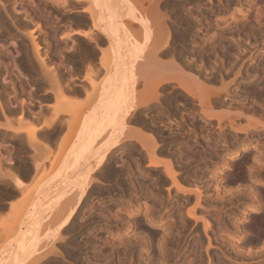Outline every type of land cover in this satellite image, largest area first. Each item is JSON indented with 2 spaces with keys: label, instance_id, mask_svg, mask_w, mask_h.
I'll return each mask as SVG.
<instances>
[{
  "label": "rangeland",
  "instance_id": "1",
  "mask_svg": "<svg viewBox=\"0 0 264 264\" xmlns=\"http://www.w3.org/2000/svg\"><path fill=\"white\" fill-rule=\"evenodd\" d=\"M93 1H95V0H93ZM166 1L168 3H171V2H173V3L174 2H177V3L181 2L182 3V1H183V3H184L186 0H182V1L181 0H177V1L176 0L172 1L171 0L170 2L168 0H160V2H156L154 0H149V4L150 5L146 6V7L143 6L142 4L140 6H138V7H136L135 4L132 1H130V3H132L133 14H135V15H133L134 16L133 17V21L137 22L139 24V30L140 31H139L138 34L141 37L140 39L149 40L150 41V40H152L151 37L154 36L153 40H157V39L160 38L159 36H161L163 33H164L163 35L166 34L165 32H163L164 29L161 31L162 34L161 33L157 34V32L152 33V32H154V30L152 31L153 25H152V23H151V21L149 19V18L155 16L157 18V20L159 21V20H161V18L163 19L165 17L164 18L165 20L164 19L163 20L166 22V24L169 21H170V23H168L167 26H166V24H164L165 26H163V27H168L169 24H172L171 23L172 21H171L170 17H172L173 12L172 13L170 12L171 14L169 13V15H171V16H169L168 12L165 11V10L170 11L171 10L170 6H172L173 3H171L172 5L169 4L170 5L169 6ZM195 1H197V2L195 3ZM248 1L249 0H192V1L189 0V2H191V3H189L187 5L182 3L183 6L185 5L186 7H189L190 5H192V6L189 7V8L192 7L191 9H189L190 11L184 6L188 12H185L186 10H184L183 13H185V14L187 13L186 16L188 18H190V20L192 19L194 26H196V27H194L195 29H193V31H191L192 32L191 34L193 35V38H194L193 43L195 42V39H196L195 37H197V39L198 38H200V39L202 38V40H204L203 38H205L204 37L205 34H206V36H210L213 33V35H214L213 37L214 38H212V35H211L210 38L214 39V42H213L214 45L211 43V46H214V48L213 47H211V48H213L214 51H215V48H216L220 53L223 52V54L221 53V56L222 55L223 56H222V58L220 56V60H219L218 56L220 55V53L217 50L214 53H213V50H211L213 55L216 56V57L211 55V53H210L211 51L209 49L210 48L209 47L210 42H208L205 45H201L202 44L201 43L202 40L198 39L199 40L198 41L196 39V42H199V43H197V44L194 43L192 45V42H190L191 39H189L188 36H187V39L189 41L187 40V43L185 45H188V47L195 45L194 46V48L196 47L195 48V52L198 51V52H201V54L203 53V56H204L203 57V59H204L203 61L204 62L203 61H198L200 59H196L197 62H196V60L194 61L196 63L193 62L194 64H197V65H198V62L199 63L201 62L203 64L205 63L204 64L205 66L203 64L201 65V63L199 64L201 66L202 70L203 69L205 70V72H204V70L202 71L203 73L201 72L202 77L203 76L206 77V75L207 76L212 75L213 72L211 73V71L216 72V71L219 70V72H221L222 70H220V69H223L225 67H226L225 71L231 70V71H234V72L236 71L237 72V70L239 69L241 73H240V75L238 74L239 76L236 77V82H237V84H239V83L240 84H239V88L236 89V90H237V94L242 95V96L244 94V96L246 97L247 101H248L249 98L251 100H253L254 98L257 99L256 98L257 94H255L256 96L253 94L257 90L256 91H252V90H255L257 88H260V87L264 86V84H263L264 83V18H263L264 17V15H263L264 14V0H254L259 5H261L260 7H263L262 8L263 10L261 11L263 13H262V15L259 18V22H252V21L250 22L249 15L252 14L253 8L248 7V5H247ZM88 2L90 4L89 6H91L94 3V2H92V0H88ZM187 2H188V0L185 3H187ZM193 3H195V4H193ZM164 4H166L167 6L165 5V7H164ZM262 4H263V6H262ZM133 5H134V7H133ZM89 6H87V7H89ZM75 7L78 8L77 2L75 0H0V11H1L0 12V14H1V16H0L1 17L0 18V24L2 22V25H0L1 26L0 30H2V31H0V33L3 34L6 31V28L4 26L9 28V29H7V32L4 33L6 35L5 37L3 35L2 36L0 35L1 36L0 37V42H1L0 43L1 44L0 45V51H1L0 52V99H1L0 101L1 102L0 103L1 104H4V103H2V101L5 102L4 105L8 104L7 102H9V104H8L9 106H10V104H13V103L17 104L18 103L17 100H14V98L17 99L16 98L17 95H18V99L22 96V101L23 102H21V103L25 104L27 95L28 96L29 95L36 96L38 91H40L41 89L45 88L46 83H49L50 81H52V78H51L50 81L48 80L50 77L46 78V76L48 75L46 72L48 70L44 71L45 70V69L43 70L44 67L41 68L42 65L39 62L40 61L39 58H38L39 56H37V54L35 53L34 47H33L32 38H31V36H29V32L30 31L32 32V34L34 36L35 41L40 45V49H39L40 53H39V55L42 58L44 57V59H45L44 62L47 60L46 61L47 63L45 62V65L47 64L48 67L50 66L51 68L57 70V71H55V73H57L56 79H59L57 81H58V84H60V82H59L60 81V75H59L60 74V38L57 37V35H60V31H59L60 30V26H59V24H60V8L65 13V15L71 16L72 10L76 9ZM152 7H153V9H152ZM86 8H84V9H86ZM245 8H247V9H245ZM10 10L12 11V13H11ZM14 10L17 11V13ZM18 10H20L21 12H18ZM191 10H193V11L191 12ZM9 11H10V13H9ZM4 12H6V13H4ZM189 12H191V13H189ZM154 13H157V14H154ZM198 13H199V15H198ZM2 14L3 15L5 14V15L3 16ZM164 14H166L168 16H165ZM188 14H189V16H188ZM6 15H7V17H6ZM26 15L27 16L29 15V16L26 17ZM32 15H34V16H32ZM162 15H164V17ZM10 16L13 18V19H11V20H14L13 22L10 20V18H11ZM192 16H193V18H192ZM24 17H26V18H29V17L34 18V21L30 20L31 18H29L30 21L29 20L27 21V20H25ZM134 18H136L135 19L136 21L134 20ZM142 18L146 22V23L144 22L145 25L143 27H142V25H143V23H142L143 19ZM168 18H170V19H168ZM197 18L199 20H197ZM5 20H7V21L5 22ZM9 21H11V23ZM20 21L24 22L25 26H24V24H20V23H22ZM14 22L16 24H14ZM148 22L151 25H149ZM3 23H6V25H3ZM8 23L11 24L9 27L7 26ZM195 24H197L198 26L195 25ZM26 25H28V26H26ZM161 25H163V23ZM2 26L4 27V29H2ZM10 27H12V29ZM151 27H152V29H151ZM145 28H146V30H145ZM196 29H197V31H196ZM171 30L173 32V29H171ZM143 32H144V35H143ZM145 32H147V33L145 34ZM194 32H197V33H195V35H194ZM163 35H162V37L164 38ZM170 35H172V39H174L173 38V34L171 33V31H170ZM148 37H149V39H148ZM191 38H192V36H191ZM193 38H192V40H193ZM210 38H209V41L211 40ZM164 39H162V40H164ZM231 39H234V41L236 43L233 42V40H232V42H230ZM159 40L161 41V39H159ZM169 40H170V37H169ZM171 41H173V40H171ZM150 42L153 43V41H150ZM12 43H17V44H16V46H13L15 44H12ZM157 43L159 44L160 42L158 41ZM216 43H217L218 48H219V46H221L220 44H222V46L218 49L217 46H216ZM229 43H231V44L233 43V46L231 47L233 50L229 49L231 45L227 46V44H229ZM189 44H191V45L189 46ZM234 44H236L235 47H234ZM185 45H184V47H186ZM199 45H200L201 48L204 46L203 48L207 47V49H203L202 48L204 50L203 51L202 49H200ZM224 45H225V47H228V48L224 47L225 50L222 48ZM1 48H3V49H1ZM198 48H199V50H197ZM221 48L224 51L223 50L221 51ZM208 49H209L210 52L206 54V51H208ZM53 50L55 51V54L51 55L50 53ZM226 50L227 51L230 50L229 52H232V53L228 52L227 53L228 56H227V55L224 54V52ZM25 52H27V53H25ZM204 52H205L206 56H205ZM217 52H218V56H217ZM201 54H199V55H201ZM207 55L209 57L208 59H210L209 61H210L211 64H208L209 61H206L207 59L205 60V58H207ZM224 55H225V57H224ZM210 56L212 57V59H211ZM226 56H227V58H226ZM231 56H234L233 58H231V60L235 59V60H233L235 62L229 61ZM17 57H18V59H17ZM213 58H215L216 61L214 63H216V64L211 62V60L214 61ZM225 59H226V61H225ZM1 60H3V61H1ZM26 60H28V61H26ZM221 60H223L222 63L220 62ZM212 63L214 64V68L211 66V65H213ZM231 64L233 66V70H232V66H230ZM6 65L9 66V67H7ZM209 65L212 67V70L210 72L208 70H210L211 68L208 69V67H207ZM14 66L16 68H14ZM220 66H221V68H220ZM228 66H230L231 69H229V68L227 69ZM56 67H57V69H56ZM206 69H207V72L209 74L205 75ZM251 69L252 70L253 69H255V70L257 69L256 70V71H258L257 75L253 74V73H256V72L252 71L253 72L252 73L250 71ZM58 70H59V72H58ZM10 71H12V72H10ZM231 71L229 72L230 73L229 75L231 77L230 76H226L225 77L227 80H230V78H232L234 76V74H235L234 72H233V74H231L232 73ZM7 72H10L11 74L10 73L7 74ZM248 73H249V75H248ZM7 75L8 76L10 75L8 80H7V77H8ZM53 75L55 76V74H53ZM250 76H251V78H250ZM10 77H11L12 81L14 80L13 82H15V83H12ZM24 77H25V79H24ZM9 81H11V82H9ZM45 81H46V83H45ZM262 81H263V83H261ZM27 82H28V85H27ZM250 83H251V85L255 84L254 87L251 86V85H248L249 87L251 86L252 89H250L248 86H246L247 84H250ZM17 84L20 85V88H19V85H17ZM49 84H50V88L53 90V93H55L57 91V83L53 80L52 83H49ZM219 84L220 83L218 82V85ZM170 85L172 86V84H170ZM218 85H216V86H218ZM258 85H259V87H258ZM11 86H12V88H13V86H14V88L17 87V89L15 88V93H13L14 92L13 91L14 88L12 90ZM171 86L166 85V87L164 86L165 88L162 87L160 89V90H162V89H164V90H162V91L159 90L160 101H161L162 104L160 103L161 106L159 108L158 107L157 108L158 109L161 108L162 111L164 109L166 111V113H168V111H169V116L172 115V117L170 116V117H167V118H171V119L175 115H177L176 114L177 110L181 111V113H179L177 116H175L176 118L174 117L171 122L169 121L170 119H168L169 122L167 121L168 123H171L170 126H172L174 124L173 126L175 127V129H174L173 126H172L173 129L170 126L167 127L169 125L168 123L163 124V123H165L164 121L166 119L163 120L161 118L162 117L166 118V116L164 115L166 113H165V111L164 112L161 111L160 113L159 112L158 113L155 112L157 114L156 116H159V117L162 116V117H160L161 120L159 118H156V121L158 119V122H155V123H157L158 128H157L156 124L154 123V126L156 127L157 130L154 129L155 132L153 130V133H152L151 131L149 132V130L146 131V129H145L143 132H146V133L149 132L150 134H153V135H155V133H157L156 135H159V137L161 138V140L163 142H161L159 137L152 135L153 138H157V141L160 140L159 141L160 143L158 142L159 144L157 143V146H156L157 150L156 149L155 150L157 152L159 151L158 155L161 152L160 153L161 157H163L164 159H167V158L170 157L169 160H172L174 165L176 164L174 170L175 171L177 170L176 171L177 172L176 173L177 174L176 177L178 179V182L181 184V186H183L184 188H187L186 189L187 191H188V188H189V190H191L192 188L193 189L199 188L201 190L200 195H201L202 198L200 197V199H199L201 206H199L200 204L198 206L193 205L195 203V200H194V198H195L194 196L195 195L193 193H189L190 195H193V196H190L189 194H188L189 195L188 196V195H186L188 192H181L180 191L181 192L180 193V192L176 191V188H174L171 185V183L168 182L170 180L165 176V173H164V170H163L162 167H152V166L147 165V162H148L147 158L148 157H147V155L145 157V153L146 152L142 148L140 149L139 144H137V142L134 139H131L130 141H128L129 142L128 144H125L124 146H122V148L124 150L125 149H127V150L123 151V149H121V150H119L120 151V153H119L120 155L117 154L120 157V159H119L120 164L116 160V159H118V157L116 159H114L117 155L113 154L115 157L112 155V156H110V158L107 161L108 163L111 164V166L113 165L112 168L109 167L110 164L106 163L107 167H105L103 169L105 175H108L110 177V179L114 180V181H111L109 178H107L108 176H106L105 178L107 179V183L105 182L106 180H103V182H104L103 183V182L100 181L103 178L102 176L101 177L95 176V177H99L100 179L97 178V179H99V181H97V183H95V186H93L94 188L91 187L89 189L90 191H88L87 196H86L88 198V200H86L87 198L85 199V202L87 201L88 203H83V205H82L83 209L80 208V210L81 209L82 210L81 211L79 210L77 212L78 216L75 215L77 217H74L72 223L67 227V229H69V231H71V230L72 231L67 233L66 231H68V230L66 229V231H63L64 233L62 232L63 234H65V232L67 233V236H66V234L62 235V236H64V238L67 241L69 239V236H70L71 240H69L68 242H65L66 240L64 239L61 242L58 241V242L55 243L57 245L56 247L58 248V250L60 249L59 247H61L63 249L65 246L67 247V245H68L69 247H67V249L65 248L67 250V253H69L71 250L72 251L69 254H65L66 250L64 249V252H63V255L65 254L64 258L62 257L63 255H60V252L62 253V251H63L61 249L59 250V253H58L59 256L58 255H52V256H48V257L47 256H41V259L38 261L39 264H60V263L61 264H64V263L65 264H74V263L78 264L77 263L78 259L80 260L79 263H81V264H88V263H90V264H96V263L97 264H101L102 263L103 264V263H105L104 261H106V264H126L127 261L130 260V258H132V257H130V254L128 252V250L130 251V249H128L129 248L128 243H130L131 245H133V243H134V246L137 244L135 246L136 247V249H135L136 251H134V253H133L134 254L133 257L135 259V264H145V262H149L150 260H151L150 262L152 264H158L157 263V258H158L157 254H158V252H157L156 247L158 245L157 243L159 241H161V238H162V240L165 238L164 241H167L168 243H173V242L178 241V240H180V241H182L184 243L182 249L179 251L180 253H178L179 255L175 254V257L173 255L175 253V251L167 250L166 258L168 259V261H170L169 263H171V264H185V262L187 260L189 262H194V260L197 258L198 255L199 256L201 255L200 257H202V260H203L204 264H208V261H210V262L212 261L211 262L212 264H239L243 260L246 261V262L249 261V263L252 262L251 264H264V260H262L264 258L263 257L264 255L262 256L261 253L258 254V252H257L260 249H256L255 248L256 252L254 251V253H253L254 256L253 255H251V256L248 255V253H250V251L244 249L247 246H248L247 248H249L250 245H251L250 248H254L253 246L256 247L257 244L258 245H262V243L264 242V176H263L264 175V171L262 172V170H263L262 167L264 168V166H261V165L264 164V160H263L264 158L261 159L263 164L261 163V161H257L256 159L253 158V156H257V155L259 156L261 154V152H264V150H263V147H264V130H261V131L260 130H250L248 132H240V133H238V135L236 134L237 137H235V135H233V133H228L227 136L225 137V138H227V139H225L226 142L224 141V143H222L223 141L221 142V140L218 138L219 135L217 136V134H219V132H218V128L215 127L217 125H214L216 123V121L215 120H205V121H203V118L199 117L200 114H198V113H197L198 115L196 114L195 116H192L191 115L192 113H190V110H191V106L189 105L190 103H188L185 100L184 104L188 103V105H189L188 108H190V109L185 108L186 104H185V107H184V105H182L184 98L179 97L178 95H176L177 93H179V89H176L173 86H172L173 87L172 88ZM243 86L245 87L244 90H242ZM42 87H44V88H42ZM170 88L173 89L172 92H170L171 94H169V91L166 93L167 89L171 91ZM253 88H255V89H253ZM22 89H23V92H21L19 94V90L21 91ZM165 89H166V91H165ZM247 89L248 90L250 89L248 91L250 93L247 92ZM25 90H33V91H30L27 94L25 92ZM176 90H178V91H176ZM245 90H246L247 93H245ZM173 91L174 92L176 91V92L174 93ZM146 92H148V91H146ZM160 92L162 94L165 93V95H161ZM25 93H26V95H25ZM95 93H97V92L95 91ZM94 94L91 95L92 97L90 96L92 99L89 98V105H90L89 107H91V105H93L95 103L94 101H96V99H97L96 95L99 96V93L96 94V95H94ZM141 94L144 95V93H142V92H141ZM249 94L252 95L253 99L251 98V96ZM15 95H16V97H15ZM168 95H171V96L169 97ZM222 95H223V97L225 96V94H222ZM2 96H4V97H2ZM162 96H163L164 99L165 98H168V99L170 98V101H168V99H167V101H166V99L164 100L162 98ZM174 96H177V98L179 97L180 100L182 101V103L180 104L181 101L177 100L176 97H174ZM10 97H11V99H10ZM171 97H172V99H171ZM6 98H8L10 101L12 100L13 103L12 102L10 103V101L8 99H7V101H5ZM173 98H174L175 101L173 100ZM258 99H260V98L258 97ZM60 100H62V99H60ZM171 100H173V102L175 104H177V105H174V107H172V105H173L172 103L173 102ZM176 100L178 101L177 103H176ZM162 101H164V102L166 101V102H169V103L171 102L170 103L171 105L168 103V106L170 108L166 105L167 103L165 104V106H166V108H165ZM56 102H58V99H57ZM248 103H249V101H248ZM58 104H59V106H56L57 105L56 104L54 109H53V113H52L53 117H54V113L56 111H58L57 109L61 110L62 107L65 108L64 107L65 102L60 101V102H58ZM181 105H182V107H181ZM67 107L70 108V109L72 108L71 105H70V107L66 106V109H67ZM0 108H1V106H0ZM4 108H7V105L4 106ZM167 108H168V110H167ZM174 108H175V110L176 109L177 110L175 111ZM181 108H183L185 110H182ZM83 109L85 111H87L86 109H88V108L86 106V107L82 108V110H78V111L84 112ZM170 109L171 110L173 109V110L171 111ZM73 110H75V109H73ZM187 110H189V111L186 112ZM5 111H6V109H5ZM148 111H150V112H148ZM151 111H152V113H151ZM174 111L176 113H173ZM82 112H80V113H82ZM71 113L72 112H70V115L72 116L73 114H71ZM148 113H150L149 115H152L154 113V110H152V108H151V110H149V108H148L147 111H146V109L144 110L143 114H145L146 121L147 120L149 121ZM182 113H183V115H182ZM188 113H189V115H188ZM5 114H6V112H5ZM23 115H24V112H23ZM197 116H198V118H197ZM190 118L191 119L194 118V120H191ZM175 119L177 121H175ZM173 120L176 123L178 122L177 124H179L180 121H181V123H180L181 125L180 124L176 125V123ZM19 122H20V125H22V126H20V130H24V131H26V133L28 132V130L35 129L34 126L32 124L28 123L26 120H22V121L19 120ZM161 122H162L163 126L162 125H160V126L158 125V123H161ZM212 122L214 124H212ZM130 123L133 125L132 121ZM204 123H206V125H204ZM132 125H130V126L134 128V126H132ZM164 125L165 126L167 125L166 127L169 128V129H172L175 133L172 132V134H171L170 131H172V130H169V129L167 130V128ZM200 125H202L204 128H200L201 127ZM207 125H209V126H207ZM210 126L213 127L215 130L213 128H211ZM164 127L166 128V130L164 129ZM176 127H179V128L177 129ZM193 127H195V128L193 129ZM208 128H211V130L208 129ZM25 129H27V130H25ZM163 129H164V131H163ZM176 129H177V131L179 133L176 131ZM191 129H193L194 131L191 130ZM195 130L198 132V134L195 133ZM68 131H70V129H68ZM71 131H70V133H71ZM76 131H77V129H76ZM76 131H75V133H76ZM191 131H193L195 133V136L197 134L198 137L201 136L203 138L195 137L193 135L194 133L191 132ZM181 132H183V133H181ZM184 132L186 134H184ZM187 132H189L188 135H187ZM207 132L208 133L210 132V137L209 136L205 137L207 135ZM158 133H161V134H158ZM162 133H163V136H162ZM166 133H167V135H166ZM169 133L171 135H174V134L178 133L179 135L172 136V137H174L172 139V137L170 136ZM180 133L182 135H184L186 139ZM201 133L202 134L205 133L204 134L205 136L202 135ZM211 133H212V135H211ZM1 134L2 133H0V137H1L0 138V142L3 143L6 140H7V142H9V138H8L7 134H3L4 138H3V135H1ZM72 134L74 135L72 137V140H71L70 135H68V137H69L68 139H67V135H66V140H69V142H70L69 144L64 139L65 142L68 144V146H67L66 143H65L67 148L63 147L65 145H62V143H60L59 144L60 147L58 146V149H57V151L55 153L50 151L49 154H47L48 156H46L47 158L45 160V163L43 164L44 167L42 168L43 170L41 171V175H38V178L39 177L41 178L40 180L37 181L38 184L36 185L35 183H37V182L34 181V183L30 186V188H28L26 191H24L25 192L24 194L29 192L28 193L29 196L25 195L28 199H29L30 196L32 198V195L34 197L36 195H40L41 196V194H43L41 191H43V189L47 186V183H48L49 179L51 180L52 175H54L55 171H57V169L59 168L60 161H61L60 160V156L63 159L64 154H66L65 153L66 149L68 150L69 148H72L73 145H74L73 144L72 147H71L72 141L74 140V137H75L74 132H72ZM186 135L189 138L186 137ZM232 135L234 136V138L231 137ZM193 136H194V138H193ZM213 136L214 137L216 136V138H214ZM179 137H181V138L183 137L184 140L182 141L183 138L180 140ZM168 138L171 139V140L169 141ZM154 140L156 141V139H154ZM214 140H215L216 143L218 141L219 142L216 144L214 142ZM11 141H14V140H11ZM132 141H134V142H132ZM194 141H196V142L194 143ZM7 142H5V143H7ZM177 142L180 143V146L177 145L178 144ZM191 142H193L194 144H191ZM28 143H30V142L28 141ZM129 144H131V145H129ZM133 144H135V146ZM149 144H151V143L149 142ZM162 144H164V145H162ZM171 144H173V145L171 147L169 146L171 148L170 151H174V149L175 148L177 149V147H178L177 150L182 149L181 150L182 152L178 151V153L180 155L176 154L177 153L176 150H175L176 153H175V151L174 152H170V151L166 152L165 151L166 148L163 147V146H168V145H171ZM129 146H131V148ZM191 146H193V147H191ZM133 147H136V148H133ZM169 147H168V150H169ZM172 147H174V149ZM189 147H191L193 149L192 150L193 152L190 150ZM129 148L131 150L134 149L133 152L129 151L130 150ZM212 148L216 150V153H215V151L213 152ZM63 149H65V150H63ZM135 149L136 150L138 149L139 153H137L138 151H135ZM162 149H164L163 151H165L166 153L165 152L162 153ZM60 150H63V151H60ZM204 150L207 151V152L212 151V153H214L216 155H213L212 153L209 152L211 157L207 156L208 153L206 155L205 154L206 152ZM140 151L143 152V153H140ZM187 151H188L189 155L186 157L185 154L186 155L188 154V153H186ZM189 151H191L192 153H190ZM194 151H195V153H194ZM203 151H204V153H203ZM236 151H237V153H236ZM129 152L130 153H134V154H132V155L129 154L128 155ZM197 152H198V155H197ZM240 152H242V153H240ZM135 153H136V156H134ZM171 153H172V156H171ZM200 153H201V155H200ZM235 153H236V155H235ZM137 154L139 155V159H138V155ZM163 154L164 155L167 154L168 157L164 156ZM168 154H170V156ZM177 155H178V157H177ZM202 155H204L205 157H203ZM141 156L143 157L144 161L141 158ZM182 156H184L185 158L182 157ZM250 156H251V158H249ZM112 157H114V158H112ZM181 157L184 158L185 160L182 159ZM201 157L203 158L202 160L201 159L200 160L197 159V158H201ZM209 157H210V159H209ZM245 157H247V158L245 159ZM122 158L123 159L125 158L126 160L131 161L132 163L136 162L135 159L136 160L138 159L139 161L141 160L142 161V162L140 161L141 163L138 162V160H137L138 163L136 162V164L140 163L138 165L140 168L136 164H134V165H136L138 167V169L133 164H132L133 167H128V165H130V162H125L126 160L125 159L123 160ZM131 158H133L134 160L133 159H132L133 161L129 160ZM179 158L181 160H178ZM193 158L196 159V160H192ZM111 159H112V161H113V163L115 165L112 163ZM188 159L190 161H188ZM222 160H224L225 162L222 161ZM247 160H249V161L247 162ZM255 162H256V164H255ZM116 163H117V165H116ZM127 163H129V164H127ZM241 163H243V165ZM244 163H245V165H244ZM48 164H49V166H47ZM125 164L127 166H125ZM259 165H260V167H259ZM251 166L253 168H255V169L258 166L259 169L257 171H255V169H253ZM113 167L114 168L116 167L115 170H114ZM134 167H135V170H134ZM250 167H251V169H250ZM117 168H118V171H117ZM127 168H129L130 170L132 168L133 171L127 170ZM112 169L115 172H113ZM120 169L122 171H119ZM109 170H110L111 173L112 172L113 173L111 174L109 172ZM126 170L128 171V173L126 172ZM139 170L142 171V172H140ZM107 171L111 175H109V173L107 174ZM259 171H261V173ZM117 172H118V174H117ZM120 172H121V174H119ZM102 173H103V171H102ZM114 173H115L116 177L114 176ZM250 173H253V176ZM120 178L124 179L123 183L125 182L124 184L127 183V185L124 186V184L122 183V180ZM134 179H136V180H134ZM163 180H165V181H163ZM108 181H110V182H108ZM129 182H130V184H129ZM132 182H134V183H132ZM137 182L139 183V185H138ZM116 184H119L120 186L118 187V185H116ZM251 184L256 186V187H258L257 191L251 192L250 189L247 190V188H249V185L251 186ZM92 185H94V184H92ZM124 187H126V190H122L121 189V188L124 189ZM0 188H2V186H0ZM97 189H99L100 191L99 190L97 191ZM199 189H197V190H199ZM95 192H97V193H95ZM100 192H102V193H100ZM126 192H128L129 194H127ZM55 193L60 194L59 190L58 191L55 190L54 194ZM88 194H90L91 196L88 195ZM101 195H102V197H101ZM246 195H248V196H246ZM186 197H188V198H186ZM190 197H191V199H190ZM247 197H248V199H247ZM228 199H230V200H228ZM254 199H256V200H254ZM90 200H91V202H90ZM23 204H25V202H23L21 205L19 204L20 205L19 209L22 208ZM87 204H90V206L87 205ZM83 206H85V207H83ZM143 206L145 208L147 206L148 207L147 208L148 211ZM192 207H195L194 208V212L196 211L195 215L198 218H197V220H193L192 219L190 221V219L187 220L186 212L188 210H190V209L192 210L193 209ZM219 207H220L221 211H218ZM253 207H256V208L254 210L253 209L251 210L250 208H253ZM26 208H24V210ZM106 208L108 210H106ZM149 208H150V210H149ZM100 210H101V212H100ZM145 210L147 212L150 211L149 214H151V215L147 214L148 217L149 216H151V217L153 216V218L150 217V219H149L150 222L146 220L147 218H145V216H143L144 215L143 213H144ZM247 210H251V211H247ZM146 211H145V213H147ZM245 211H247V212L245 213ZM9 212L10 213L5 214L3 216V218H2V216H0L1 217L0 221H2V222H0V229L3 228V229L0 230V232L2 231L1 234L2 235L4 234V236L1 235L2 237H1V241H0L1 242L0 249H1L2 245H5L7 243V241L10 240L11 234H14V232L18 228V225L20 224V221L24 217L23 216L24 211L20 215L21 217L20 216H16L17 214L15 215V214L11 213V211H9ZM109 212H110V214H109ZM103 213H105V214H103ZM112 213H114V215ZM11 214H13V216ZM115 214H117V215H115ZM153 214H155V215H153ZM81 215H83V216H81ZM104 215H107V216H104ZM15 217H18L19 219L15 218ZM87 218H89V219H87ZM219 218H220V221H223V222L225 221L223 223L224 225L222 224V222H220L218 220ZM221 218H222V220H221ZM85 219H87V220H85ZM203 219L204 220L207 219V221H209V224L211 223L210 227H208V231H207L208 232V237H210L211 241L213 242V244L216 247H218V244H216L217 240L214 241V238L216 239V237H218L216 235L218 234L217 232L219 231L218 229L220 227V229L221 230L224 229L225 232H232V233L234 232L233 238H234L236 244L241 248L242 253L245 254V251H246L245 255H248V256L247 257L246 256L242 257V255H243L242 253H241L242 255L240 253H238V255H236V253L232 251V248H230L231 250L228 249L229 251H227L228 253L225 256H224V254H222V252L219 249L217 250V248L211 249L208 253L205 252L204 247L207 244V238H206V236H205V234L203 232V221H204ZM75 220H76L75 226H76V224L81 223V225H83L84 228L80 224H79L80 226L77 225L76 226L77 228H76L74 226V224H73ZM82 220L85 221V222H83ZM89 220H91V221H89ZM184 220H186V222ZM17 221H18V223H17ZM160 221H162V222H160ZM130 222H131V224L129 225ZM154 222H156V223H154ZM184 222L186 224H183ZM86 223H88V225ZM164 223H165V225H164ZM181 223H182V225H181ZM72 225L74 226V228H71ZM51 226H52V224H51ZM87 226H88V228H87ZM163 226L165 228L167 227L166 229L169 228L168 229L169 231L164 229ZM4 227L8 230L7 231L5 229V231H7V233H9V235L8 234L6 235V233L4 231ZM78 228H80L81 230L78 229ZM257 228H259V229H257ZM77 229L80 230V233H79V231ZM87 229H90L91 231L87 230ZM163 229L165 231H163ZM178 229H180V231H182V232H179V234L177 235L176 232H177ZM230 230H232V231H230ZM81 231H82V235H81ZM166 231H168V233H165ZM235 231H236V233H235ZM73 232H74V234H73ZM75 233L76 234L78 233V234L76 235ZM5 235L8 236V237H5ZM78 235H79V237H78ZM86 235H87V237H85ZM71 236L75 237L78 240V242L75 241V238H73ZM90 236L92 238H90ZM94 236H95L96 239L94 238ZM3 237L5 238V240L3 239ZM72 240H73V242H72ZM248 240L249 241L252 240L253 242H257V243H256V245H254V244L244 245ZM2 241H3L4 244L2 243ZM74 242H75V246L78 248V249L77 248L76 249H77V252L79 254L76 252L75 249H73V248H75L74 247ZM76 242H77V244H76ZM87 242L88 243L91 242V243L88 244ZM137 242H139V243H137ZM62 243H64V244H62ZM63 245H65V246L63 247ZM91 245H93V246H91ZM86 246L88 248H86ZM243 246H245V247L243 248ZM79 247L82 250L79 249ZM69 248H72V249H69ZM84 248H85V250H84ZM88 249H89V252H87ZM154 249H156V250L153 251ZM199 249H200V251H198ZM224 249H222V250H224ZM247 251H248V253H247ZM72 252L73 253L75 252L77 254V257H75V255H74V257L76 259L78 258L77 260L73 257V253ZM71 253H72V255H71ZM92 254L94 256H92ZM66 255L67 256L69 255L68 257L72 258L71 260L75 259L76 262L74 260L73 261L70 260L72 262V263H70L69 259H68V261H65L68 258V257L66 258ZM228 255L231 257V259L236 256L235 258L237 259V257H238V260H236L235 262H231V261H229L227 259L228 257H226ZM86 256L87 257L89 256V257L87 258ZM91 256H92V258H91ZM96 257H99L98 261H97ZM106 257H109V259L106 258ZM144 257H145L146 260H144ZM148 257L149 258L152 257V259L154 258V260L148 259ZM94 258H96V259H94ZM249 258L251 260H249ZM59 259L61 260V262H60ZM87 260L88 261L91 260V262L89 261V262L85 263ZM110 261H111V263H110ZM246 264H248V263H246Z\"/></svg>",
  "mask_w": 264,
  "mask_h": 264
},
{
  "label": "bare ground",
  "instance_id": "2",
  "mask_svg": "<svg viewBox=\"0 0 264 264\" xmlns=\"http://www.w3.org/2000/svg\"><path fill=\"white\" fill-rule=\"evenodd\" d=\"M78 1V0H77ZM169 2L171 1V0H168ZM172 1H175V0H172ZM177 1V0H176ZM182 1V0H181ZM187 1V0H186ZM185 1V2H186ZM192 1V0H191ZM92 2H94L91 6H89V7H87L85 10L86 11H88L87 13H89V17L92 19L91 20V24H92V28L94 29H98L103 35L101 36V37H103L104 36V38L107 40H104V41H102V42H105L106 43V45H107V47L105 46H102V49H101V47H99V46H97V44L99 43L98 41L100 40V39H98V36H97V38H95L96 37V35L94 34V33H92L91 32V29L89 30V32L88 31H84V30H80V29H77V31L76 30H74V33L75 32H77V33H79V34H81V35H84L85 37H87V38H89V39H91L92 38V40L94 41V46L96 45L97 47V49H98V51H99V49H101V52H97V53H99V58H98V63H99V61H100V65L105 69V70H103V72L105 71V74H104V77H102L103 76V74H102V78L101 77H99L100 79H102V80H100V82L99 83H97V81L95 80V76L94 75H96V74H98V73H100V72H98V69H96V67H95V70H97V72L98 73H96V74H94V72H96L95 70H94V68H92L93 67V65H92V67H91V63H88V61H87V65H90V66H88V68H86L87 67V65H86V73L87 74H85L86 76L84 77L85 79H86V81H88V83H90L89 85L91 86H89L91 89H87V88H89L88 86L86 87L85 85L86 84H88V83H84L83 85H84V88L87 90V91H90V90H92V92L90 91V92H87L86 90H84V88H83V86H82V88H83V90L87 93V94H85V95H87L89 98H91L92 96L91 95H93L94 93H95V91L97 92V93H95L94 95H96V94H98L99 93V96L98 95H96L97 96V99H96V101H94L95 103L93 104V105H91V107H87L88 109H86L87 111H85L84 109V112H82V111H78V109L77 110H73V108H68L67 107V109H66V107L65 108H61V110L60 109H57L58 111H56L55 113H54V118H57V121L59 122V120H58V118H60V117H58L59 116V114L60 113H69L70 114V112H72L71 114H73L72 116V118L69 120V119H67V122L65 123V125H63V126H66L67 124H68V126H66V127H68V128H65V134L67 135V139L69 138L68 137V135H70V137H71V140H72V137L74 136L73 134H72V132H74V134H75V137H74V140L72 141V144H71V147H72V145H73V147L72 148H69L68 150L66 149V154H64V156H63V159H62V157L60 156V165H59V168L57 169V171H55V173H54V175H52V177H51V180L49 179V181H48V183H47V186L43 189V191H41L43 194H41V196L40 195H36V196H34L33 197V195H32V198H31V196L29 197V199L25 196V195H27V196H29L28 195V193H26V194H24L25 192H21L22 193V196H21V198H19V201L18 200H16V201H18V202H16V203H13L12 204V202H10L11 203V205H10V211H11V213H13V214H17L16 216H20L22 213H23V211H24V213H23V219L20 221V224L18 225V228H17V230L14 232V234H11V238H10V240L9 241H7V243L5 244V245H2V247H1V249H0V264H37L38 263V261L41 259V256H52V255H58V253H59V250L61 249V250H63L62 251V253L60 252V255H63V252H64V249L66 248L67 249V247H69L68 245H67V247L65 246V245H63V249L61 248V247H59L60 249L58 250V248L56 247L57 245L55 244L56 242H61V241H63L65 238H64V236H62V235H65L66 234V236H67V233L68 232H71V231H69V229H67V227L72 223V221H73V219H74V217H77L78 215H77V212L80 210V208H82V205H83V203H88L87 201L85 202V199L87 198L86 196H87V193H88V191H90L89 189L91 188V187H93V186H95V183H97V181H99V177H101L100 175L102 174V171H103V173H104V168L105 167H107L106 166V163L107 164H110V163H108L107 161H108V159L110 158V156H112L113 154L114 155H117V154H119L120 153V151L119 150H121V149H123L122 148V146H124L125 144H128L129 142L128 141H130L131 139H134L136 142H137V144H139V146H140V149L142 148L146 153H145V157H146V155H147V159H148V162H147V165H149V166H152V167H162L163 168V170H164V173H165V176L170 180V181H168V182H170L171 183V185L174 187V188H176V191H178V192H188L186 195H188L189 193H193L195 196V198H194V200H195V203L193 204V205H195V206H198L199 204H200V197H201V195H200V193H201V190L199 189V188H196V189H191V190H189V188H188V191L186 190L187 188H184L183 186H181V184L178 182V179H177V177H176V171L174 170L175 169V165H174V163H173V161L172 160H169V158H167V159H164L163 157H161L160 155V153H159V155H158V152L156 151L157 149H156V146H157V143L161 140V138L159 137V135H156L157 133H155V135H153V134H150L149 132L151 131L152 133H153V130L155 129V130H157L156 129V127L154 126V123L155 122H158V119H157V121H156V118H159L160 119V117H162V116H156L157 114L156 113H160L161 111H162V109L160 108V109H158L160 106H161V101H160V94H159V90L162 88V87H166V85H168V86H171L170 84H172V86L173 87H175L176 89H179V93H177L176 95H178L179 97H182V98H184L183 99V104L182 105H184V107H185V104H184V102H185V100L188 102V103H190L189 105L191 106V110H190V113H192L191 115L192 116H195L197 113L198 114H200L199 115V117H201V118H203V121H205V120H215L216 121V123L214 124L213 122H212V124H214V125H217V126H215V127H217L218 128V132H219V134H217V136L219 135V139L221 140V142L222 143H224V141L226 142V140L225 139H227V138H225L226 136H227V134L228 133H233V135H235V137H237V135H238V133H240V132H248V131H250V130H264V86H262V87H260V88H257V89H255V88H253V89H255V90H252V91H256V92H252L254 95L255 94H257V96H256V98L258 99V97L260 98V99H253L252 98V93L251 94H249L250 96H251V98L253 99V100H251L249 97V99H248V101H249V103H248V101L246 100V97L244 96V94H243V96L242 95H239V94H237V90L236 89H238L239 88V84H237V82H236V77L237 76H239L240 75V70L238 69L237 70V72L235 71H231V70H227V71H225L226 69V67L225 68H223V69H220V70H222L221 72H219V70L218 71H216V72H214V71H211L212 70V67L214 68V64H216V63H214L216 60H215V58H213L214 59V61H212L211 60V62H213L212 64L213 65H209V66H207L208 67V69H210V70H208L209 72L211 71V73H212V75H209V76H207L206 74H209L208 72H207V69H206V73H205V75H206V77L205 76H203L202 77V74H201V72L204 70H202V68H201V66L199 65L200 63L198 62V65L197 64H194V63H196L197 62V60L196 59H200V60H198V61H203L204 59H203V53L201 54V52H195V48H194V46H190L191 44H189V46L190 47H188V45H185L186 43H187V36H188V38L189 39H191V41L190 42H192V45L194 44V43H199V42H196V39H197V37H195L196 39H195V42L193 43V41H194V38H193V35L191 34L192 32L191 31H193V29H195L194 27H196V26H194V24H193V21H192V19L190 20V18H188L186 15H187V13L185 14V13H183V11L184 10H186V8L189 10V9H191V8H189L190 6H192V5H188L189 7H186L185 5V7L183 6V4H189V3H191V2H189V0H188V2L187 3H183V1H182V3L181 2H179V3H177V2H171V3H173V5L171 4V3H168L167 1V3H168V5L170 4V5H172V6H170L171 8V10L170 11H168V10H165V11H167L168 12V15H169V13L171 12H173V14H172V17H170L171 18V23L173 24H169V26L168 27H163V26H165L164 24H166V22L164 21L165 19V17H164V15L165 16H168V15H166V14H164V15H162L164 18V20L161 18V20H159L158 22H159V27H158V31L157 32H159V33H161L162 34V30L164 29V31L163 32H165L166 34L165 35H163L164 36V38L162 37V35L161 36H159L158 38L159 39H161V41L159 40V39H157V40H153L154 39V36H152L151 37V39L152 40H150V41H153V43L152 42H150L149 40H142V39H140L141 37L139 36V34L137 33L136 34V31L133 29L134 28V26H133V28H132V23L134 22L133 21V15H135V14H133V8H132V3H130V1L129 0H95V1H93L92 0ZM197 1H195V3H196ZM19 3V2H18ZM165 3V2H164ZM166 3V4H167ZM195 3H193V4H195ZM33 4V3H32ZM166 4H164V7H165V5ZM247 5H248V7H250V8H253V10H252V14H250L249 15V20H250V22L252 21V22H259V18H260V16L262 15V13L263 12H261L263 9V7H260L261 5H259L257 2H255L254 0H249L248 2H247ZM167 6V5H166ZM168 6V7H169ZM262 6H263V4H262ZM83 7V6H82ZM133 7H134V5H133ZM4 8V7H3ZM2 8V9H3ZM76 8V7H75ZM81 8V7H80ZM84 8V7H83ZM167 8V7H166ZM185 8V9H184ZM5 9V8H4ZM15 9V8H14ZM152 9H153V7H152ZM165 9V8H164ZM163 9V10H164ZM245 9H247V8H245ZM78 10V9H77ZM81 10V9H80ZM160 10V9H159ZM250 10V9H249ZM11 11V10H10ZM10 11H9V13H10ZM15 11V10H14ZM157 11V10H156ZM190 11V10H189ZM193 10H191V12H192ZM200 11V10H199ZM245 11V10H244ZM1 12V11H0ZM16 13H17V11H15ZM18 12H21L20 10H18ZM27 12V11H26ZM155 12V11H154ZM185 12H188L187 10L185 11ZM191 12H189V13H191ZM195 12V11H194ZM3 13V12H2ZM4 13H6V12H4ZM11 13H12V11H11ZM28 13V12H27ZM166 13V12H165ZM170 13V14H171ZM196 13V12H195ZM194 13V14H195ZM15 14V13H14ZM13 14V15H14ZM149 14V13H148ZM154 14H157V13H154ZM193 14V13H192ZM197 14V13H196ZM195 14V15H196ZM3 15V14H2ZM5 15V14H4ZM3 15V16H4ZM40 15V14H39ZM153 15V14H152ZM191 15V14H190ZM198 15H199V13H198ZM264 15V14H263ZM0 16H1V14H0ZM29 16V15H28ZM27 15H26V17H28ZM32 16H34V15H32ZM31 16V17H32ZM144 16V15H143ZM149 16V15H148ZM161 16V15H160ZM169 16H171V15H169ZM188 16H189V14H188ZM6 17H7V15H6ZM9 17V16H8ZM11 17V16H10ZM17 17V16H16ZM26 17H24L25 19H26ZM31 17H29V18H31ZM150 17V16H149ZM1 18V17H0ZM15 18V17H14ZM126 18V20L127 21H125L124 19ZM167 18V17H166ZM170 18H168V19H170ZM192 18H193V16H192ZM264 18V17H263ZM3 19V18H2ZM11 19H13L12 17L10 18V20ZM28 19V18H27ZM136 18H134V20H135ZM143 19V18H142ZM150 19V18H149ZM196 19V18H195ZM194 19V20H195ZM4 20V19H3ZM30 20H33L34 21V18H31ZM29 20V21H30ZM163 20V21H162ZM197 20H199L198 18H197ZM7 20H5V22H6ZM12 22L14 21V20H11ZM11 21H9L10 23H11ZM17 21V20H16ZM15 21V22H16ZM83 21V20H82ZM136 21V20H135ZM153 21H154V19H153ZM162 21V22H161ZM261 21V20H260ZM14 22V24H16ZM20 22H22V21H20ZM19 22V23H20ZM145 21H144V19H143V25H142V27L145 25V23H144ZM165 22V23H164ZM197 22V21H196ZM27 23V22H26ZM155 23V22H154ZM153 23V24H154ZM163 23V25H161ZM168 23H170V21L169 22H167V24H166V26L168 25ZM13 24V23H12ZM13 24V25H14ZM20 24H24V22H22V23H20ZM148 24H149V22H148ZM152 24V25H153ZM0 25H2V22H1V24ZM3 25H6V23H3ZM11 24H9L8 23V27L10 26ZM134 25V24H133ZM147 25V24H146ZM149 25H151V24H149ZM172 25V26H171ZM195 25H197V24H195ZM24 26H25V24H24ZM26 26H28V25H26ZM154 26L155 27H157V25H155L154 24ZM153 26V27H154ZM198 26V25H197ZM1 27V26H0ZM5 28H6V31L5 32H7V29H9V28H7L6 26H4ZM4 27L2 26V29H4ZM80 27V26H79ZM154 27V28H155ZM11 29H12V27H10ZM78 28V27H77ZM147 28V27H146ZM146 28H145V30H146ZM154 28L152 29V27H151V29H152V31L154 30ZM10 29V30H11ZM18 29V28H17ZM21 29V28H20ZM58 29V28H57ZM144 29V28H143ZM150 29V30H151ZM171 29H173V32H172V30ZM198 29V28H197ZM197 29H196V31H197ZM69 30V29H68ZM80 30V31H79ZM0 31H2V30H0ZM60 31V30H59ZM73 31V30H72ZM81 31H84V32H81ZM170 31H171V33L173 34V38L174 39H172V35H170ZM4 32V33H5ZM90 32H91V34H90ZM148 32V31H147ZM147 32H145V34L147 33ZM2 34V33H0V35L2 36H6L5 34ZM28 33V32H27ZM152 33H155V31L154 32H152ZM195 33H197V32H194V35H195ZM210 33V32H209ZM76 34V33H75ZM95 35V37H92V35ZM149 34V33H148ZM147 34V35H148ZM158 34V33H157ZM200 34V33H199ZM66 35H68V34H66ZM91 35V36H90ZM93 35V36H94ZM143 35H144V32H143ZM197 35V34H196ZM204 35V34H203ZM208 35V34H207ZM210 35V34H209ZM212 35V38H214L213 36V33L211 34ZM211 35L210 36H206V34H205V38H203L204 40H202V38L200 39V38H198L199 40H202L201 41V45H205V44H207L208 42H210V44H209V49H210V51L211 50H213V48H214V46H211V43L213 44V42H214V39H211L210 37H211ZM0 36V37H1ZM29 36H31V38H32V42H33V47H34V51H35V53L37 54V56H39L38 58H39V62L41 63V68H43V70L44 71H46V70H48L46 73L48 74H46L47 76H46V78H49L48 80L50 81L51 80V78H52V81L54 80L56 83H57V91L53 94V90H52V95H53V97L55 98L54 100L55 101H57V99H58V102H60V101H62V102H67L68 100L67 99H69V97H67V95H65V96H63V98H62V100H60V97L58 96V95H60V84H58V81L57 80H59V79H56V77H57V73H55V71H57V70H55V69H53V68H51L50 66V68L47 66V64L45 65V62L47 61H45L44 62V57L42 58L40 55H39V49H40V45L35 41V39H34V36H33V34H32V32L30 31L29 32ZM70 36V35H69ZM139 36V37H138ZM142 36V35H141ZM149 36V35H148ZM157 36V35H156ZM191 36H192V38H193V40H192V38H191ZM202 36V35H201ZM100 37V38H101ZM162 37V38H161ZM169 37H170V40H169ZM209 38L211 39L210 41H209ZM221 38V37H220ZM148 39H149V37H148ZM162 39H164V40H162ZM197 39V40H198ZM88 40V39H87ZM101 40H102V38H101ZM171 40H173V41H171ZM198 40V41H199ZM232 40H233V42H235L234 41V39H231V41L230 42H232ZM2 41V40H1ZM160 42L159 44L157 43V42ZM189 41V40H188ZM85 42V41H84ZM102 42H100V43H102ZM1 43V42H0ZM4 43V42H3ZM83 43V42H82ZM156 43V44H155ZM189 43V42H188ZM204 43V44H203ZM236 43V42H235ZM12 44H15V45H13V46H16V44L17 43H12ZM89 44H91V43H89ZM224 44V43H223ZM1 45V44H0ZM5 45V44H4ZM3 45V46H4ZM184 45L186 46V47H184ZM214 45V44H213ZM221 46H222V44H220ZM228 45H231L230 46V48L229 49H232L231 47L233 46V43L231 44V43H229V44H227V46ZM235 45L236 44H234V47H235ZM6 46V45H5ZM87 46V45H86ZM183 46V47H182ZM207 46V45H206ZM216 46H217V43H216ZM215 46V47H216ZM221 46H219V48L221 47ZM23 47V46H22ZM99 47V48H98ZM103 47H104V49H103ZM198 47V46H197ZM199 47H200V45H199ZM204 47V46H203ZM202 47V48H203ZM211 47H213V48H211ZM225 45L222 47L224 50H225V48H228V47H225ZM25 48V47H24ZM91 49H94V48H92V47H90ZM89 48V49H90ZM201 47H200V49H202ZM217 48H218V46H217ZM218 48V49H219ZM221 48V51L223 50ZM1 49H3V48H1ZM26 49V48H25ZM84 49H85V47H84ZM86 49H88V48H86ZM86 49L84 50V51H86ZM89 49L86 51V52H88L89 51ZM90 49V50H91ZM203 49H207V47L206 48H203ZM202 49V50H203ZM209 49H208V51H206V54L207 53H209L210 51H209ZM83 50V49H82ZM81 50V51H82ZM197 50H199V48L197 49ZM201 50V51H202ZM217 49L215 48V51H216ZM223 50V51H224ZM233 50V49H232ZM231 50V51H232ZM57 51V50H56ZM96 51V50H95ZM204 51V50H203ZM202 51V52H203ZM214 50H213V53L215 52ZM218 51V50H217ZM230 51V50H229ZM229 51H225L224 52V54L225 55H227V53L229 52ZM1 52V51H0ZM18 52V51H17ZM86 52H83L82 51V53H85V56H86ZM94 53V51H90V53L89 54H87V56L88 55H91L92 53ZM219 52V51H218ZM218 52H217V56H218ZM25 53H27V52H25ZM81 53V52H80ZM81 53V54H82ZM97 53L95 54V55H97ZM101 53V54H100ZM211 53V55L212 56H214L213 55V53H212V51L210 52ZM220 53V52H219ZM222 54H223V52H221ZM221 53H220V55L218 56V58H219V60H220V56H221ZM229 53H232V52H229ZM58 54V53H57ZM79 54V53H78ZM199 54H201V55H199ZM204 54H205V52H204ZM206 54H205V56H206ZM216 54V53H215ZM199 55V56H198ZM210 55V54H209ZM225 55H224V57H225ZM233 55V54H232ZM3 56V55H2ZM8 56V55H7ZM79 56V55H78ZM81 56V55H80ZM82 56H84V55H82ZM86 56V57H87ZM92 56V55H91ZM94 56V55H93ZM93 56L91 57L92 58V60L94 59L93 58ZM223 56V55H222ZM222 56H221V58H222ZM228 56V55H227ZM227 56H226V58H227ZM23 57V56H22ZM86 57H84V58H86ZM90 57V56H89ZM89 57H87V58H89ZM95 57V56H94ZM97 57V56H96ZM211 57V56H210ZM214 57H216V56H214ZM234 56H231L230 57V60L229 61H233V60H235V59H233V60H231V58H233ZM20 58V57H19ZM86 58V59H87ZM209 57H208V55H207V58H205V60L206 61H209L210 59H208ZM17 59H18V57H17ZM100 59V60H99ZM211 59H212V57H211ZM53 60V59H52ZM81 60V59H80ZM82 60H83V58H82ZM85 60V59H84ZM83 60V61H84ZM87 60H89V59H87ZM91 60V59H90ZM91 60V61H92ZM196 60V62H194ZM218 60V59H217ZM1 61H3V60H1ZM26 61H28V60H26ZM95 61V60H94ZM222 61L223 60H221L220 62L222 63ZM225 61H226V59H225ZM9 62V61H8ZM11 62V61H10ZM81 62V61H80ZM194 62V63H193ZM204 62V61H203ZM233 62H235V61H233ZM2 63V62H1ZM47 63V62H46ZM82 63V62H81ZM93 63V62H92ZM26 64V63H25ZM203 63H201V65H202ZM205 64V63H204ZM203 64V65H204ZM208 64H211L210 63V61H209V63ZM3 65V64H2ZM5 65V64H4ZM8 65V64H7ZM6 65V66H7ZM14 65V64H13ZM207 65V64H206ZM221 65V64H220ZM12 66V65H11ZM200 66V67H199ZM205 66V65H204ZM217 66V65H216ZM223 66V65H222ZM225 66V65H224ZM230 66H232V64L230 65ZM230 66H228L227 67V69L229 68V69H231V67ZM4 67V66H3ZM7 67H9V66H7ZM31 67V66H30ZM206 67V68H207ZM219 67V66H218ZM14 68H16L15 66H14ZM29 68V67H28ZM59 68V67H58ZM98 68V67H97ZM103 68H101V69H103ZM220 68H221V66H220ZM9 69V68H8ZM50 69V70H49ZM56 69H57V67H56ZM82 69V68H81ZM218 69V68H217ZM216 69V70H217ZM232 70H233V66H232ZM257 70V69H256ZM255 69H251L250 71L252 72V71H254V72H256V73H253V74H255V75H257V72L258 71H256ZM14 71V70H13ZM17 71V70H16ZM80 71V70H79ZM232 72L231 74H233V72L235 73L234 74V76L232 77V78H230V80H227L225 77L226 76H230L229 74V72ZM248 71V70H247ZM10 72H12V71H10ZM10 72H7V74L8 73H10ZM58 72H59V70H58ZM82 72V71H81ZM204 72H205V70H204ZM250 72V73H251ZM52 75H51V74ZM78 73V72H77ZM203 73V72H202ZM11 74V73H10ZM50 74V75H49ZM53 74H55V76L53 75ZM59 74V73H58ZM74 74V73H73ZM76 74V73H75ZM239 74V75H238ZM16 75V74H15ZM14 75V76H15ZM60 75V74H59ZM248 75H249V73H248ZM247 75V76H248ZM252 75V74H251ZM8 76V75H7ZM10 76V75H9ZM9 76L7 77V80H8V78H9ZM70 76H72V75H70ZM4 77V76H3ZM231 77V76H230ZM59 78V77H58ZM62 78V77H61ZM71 78V77H70ZM75 78H77V77H75ZM96 78H97V76H96ZM249 78V77H248ZM250 78H251V76H250ZM253 78V77H252ZM4 79V78H3ZM10 79H11V77H10ZM9 79V80H10ZM17 79V78H16ZM24 79H25V77H24ZM28 79V78H27ZM65 79V78H64ZM226 79V80H225ZM2 80V79H1ZM11 81H12V79H11ZM11 81H9V82H11ZM14 81V80H13ZM12 81V83H15V82H13ZM44 81V80H43ZM42 81V82H43ZM52 81H50L49 83H52ZM61 81V80H60ZM59 81V82H60ZM250 81V80H249ZM261 81V80H260ZM35 82V81H34ZM38 82V81H37ZM48 82V81H47ZM218 82L220 83L219 85H218ZM45 83H46V81H45ZM216 83V84H215ZM261 83H263V81L261 82ZM11 84V83H10ZM41 84V83H40ZM140 84H141V86L143 87L141 90H139L140 88L138 87V85L140 86ZM174 84V85H173ZM264 84V83H263ZM12 85V84H11ZM15 85V84H14ZM17 85H19V84H17ZM16 85V86H17ZM27 85H28V82H27ZM48 84H46L45 86H47ZM54 85V84H53ZM216 85H218V86H216ZM248 85H251V83L250 84H247L246 86H248ZM255 85V84H254ZM254 85H251V86H253L254 87ZM9 86V85H8ZM7 86V87H8ZM43 86V85H42ZM55 86V85H54ZM81 86V85H80ZM171 86V87H172ZM245 86V85H244ZM242 87L243 89L242 90H244V88L246 87ZM251 86L249 87L250 89H252L251 88ZM18 87V86H17ZM17 87H15L16 89H17ZM25 87V86H24ZM37 87V86H36ZM39 87V86H38ZM63 87H65V85L63 86ZM62 87V88H63ZM69 87V86H68ZM68 87H66V89L68 88ZM164 87V88H165ZM172 87V88H173ZM257 87V86H256ZM258 87H259V85H258ZM11 88H12V86H11ZM13 88H14V86H13ZM13 88H12V90H13ZM15 88H14V92L13 93H15ZM19 88H20V85H19ZM22 88V87H21ZM40 88V87H39ZM42 88H44V87H42ZM70 88V87H69ZM79 88V87H78ZM77 88V89H78ZM82 88H80V89H78V91L80 90V91H82L81 89ZM168 88V87H167ZM27 89V88H26ZM72 89V88H71ZM171 89V88H170ZM249 89V90H250ZM11 90V91H12ZM34 90V89H33ZM33 90H29V91H33ZM39 90V89H38ZM69 90V89H68ZM145 90V91H144ZM162 90H164V89H162ZM162 90H160V91H162ZM172 90L173 89H171V91L170 90H168L167 89V91H166V89H165V91H166V93L169 91V94H171L170 92H172ZM248 89H247V92L249 91ZM3 91V90H2ZM29 91H27L28 93H29ZM62 91V90H61ZM64 91H65V88H64ZM75 91V90H74ZM83 91V92H84ZM146 91H148V92H146ZM164 91V92H165ZM176 91H178V90H176ZM175 91V92H176ZM17 92V91H16ZM21 92H23V89L20 91L19 90V94L21 93ZM25 92H26V90H25ZM63 92V91H62ZM76 92V91H75ZM74 92V93H75ZM83 92H81L82 93V95H84L83 94ZM141 92L142 93H144V95H142L141 94ZM148 94H146V93ZM163 92V93H164ZM174 92V91H173ZM174 92V93H175ZM244 92V91H243ZM246 92V90H245V93H247ZM12 93V94H13ZM27 93V94H28ZM36 93V92H35ZM66 93V92H65ZM64 93V94H65ZM161 93V92H160ZM248 93H250V92H248ZM9 94V93H8ZM11 94V95H12ZM32 94V93H31ZM89 94V95H88ZM222 94H225V96L223 97V95ZM25 95H26V93H25ZM38 95V94H37ZM81 95V96H82ZM84 95V97H86ZM147 95V96H146ZM161 95H165V93L164 94H162L161 93ZM173 95V94H172ZM253 95V96H254ZM6 96V95H5ZM14 96V95H13ZM28 96V95H27ZM31 95H29V97H30ZM91 96V97H90ZM169 97L171 96V95H168ZM2 97H4V96H2ZM15 97H16V95H15ZM22 97V96H21ZM51 97V96H50ZM66 97H67V99H66ZM173 97V96H172ZM172 97H171V99H172ZM174 97H176V99L177 100H180V98L178 97L177 98V96H174ZM17 99H15L14 98V100H17L18 101V95H17V97H16ZM33 98H34V96H33ZM39 98H40V96H39ZM38 98V99H39ZM44 98V97H43ZM47 98H48V96H47ZM52 98V97H51ZM87 98V97H86ZM96 98V97H95ZM162 98H163V96H162ZM7 99L8 98H6V100L5 101H7ZM10 99H11V97H10ZM71 99V98H70ZM92 99V98H91ZM164 99V98H163ZM166 99V101H167V99L168 98H165ZM164 99V100H165ZM1 100V99H0ZM3 100V99H2ZM9 100V99H8ZM21 100V99H20ZM24 100V99H23ZM31 100V99H30ZM48 100H49V98H48ZM74 100V99H73ZM76 100V99H75ZM88 100V99H87ZM162 100V99H161ZM173 100H174V98H173ZM173 100H171L172 102H173ZM176 100V103L178 102ZM10 101V100H9ZM26 101H27V98H26ZM33 101V100H32ZM40 101V100H39ZM43 101V100H42ZM46 101V100H45ZM164 102V101H162L163 102V105H164V107L166 108V106H165V104L168 106V103L169 102ZM168 101H170V98L168 99ZM175 101V100H174ZM181 101V100H180ZM1 102V101H0ZM12 102V100L10 101V103ZM15 102V101H14ZM20 102H23L22 100L20 101ZM19 102V103H20ZM28 103H25V104H23V108L26 110L28 107H30L31 105L29 104L30 102H29V100L27 101ZM36 102H38V100L36 101ZM54 102V101H53ZM58 102H56V106H59V104H58ZM69 102V101H68ZM79 102V101H78ZM83 102H85V101H83ZM89 102V101H88ZM150 102H154V108L152 109V110H154V113L152 114V115H149L150 113H148V119H149V121L147 120L146 121V119H145V114H143V112H144V110H141L142 108H147V107H151V106H149V103ZM247 102V103H246ZM2 103H4L5 104V102L4 101H2ZM8 104H9V102H7ZM13 103V102H12ZM41 103V102H40ZM39 103V104H40ZM74 103V102H73ZM86 103V102H85ZM161 103V104H160ZM171 103V102H170ZM169 103V104H170ZM182 103V101L180 102V104ZM188 103L186 104V107L185 108H188L189 107V105H188ZM4 104H1L0 103V106H1V108H0V113H1V115L2 116H4V115H7V114H5V109L6 108H4V106H6L7 105V107H9V105L8 104H6V105H4ZM16 104V103H15ZM15 104L13 103L12 105H14V108L16 109L17 107H15ZM30 105V106H28L27 108H26V105ZM33 104V103H32ZM39 104H38V106H39ZM42 104V103H41ZM61 104V103H60ZM69 104V103H68ZM71 104V103H70ZM92 104V103H91ZM151 104V103H150ZM173 105H172V107H174V105H177V104H175L174 102L172 103ZM179 104V103H178ZM4 105V106H3ZM11 105V104H10ZM63 105V104H62ZM72 105V104H71ZM74 105V104H73ZM82 104H80V106H81ZM171 105V104H170ZM182 105H181V107H182ZM69 106V105H68ZM76 106V105H75ZM78 106H79V104H78ZM77 106V107H78ZM84 106V105H83ZM90 106V105H89ZM32 108H33V106H31ZM30 107V109H32ZM40 107V106H39ZM38 107V108H39ZM44 106H42L41 107V109L43 108ZM70 107V106H69ZM72 107V106H71ZM153 107V106H152ZM158 107V108H157ZM169 107V106H168ZM171 107V108H172ZM9 108H11V107H9ZM14 108H12V110L14 109ZM20 108V109H19ZM19 110L21 111V113L19 112V110H16L17 112H19V116H18V114L17 113H15V116H16V114H17V116H18V118H19V120H26L27 121V119H26V117H27V115L29 114V113H26V112H28L29 111V108L27 109L28 111H25V118H24V115H23V112H22V104H20L19 105ZM58 108V107H57ZM139 108H141L140 109V111L142 112V114H136V113H138V111H139ZM163 108V107H162ZM170 108V107H169ZM176 108V107H175ZM175 108H174V110H175ZM37 109V108H36ZM39 110V111H37L38 113H39V115L37 116V117H39L40 116V114H41V117H42V113H41V111L43 110ZM45 109V108H44ZM149 109H151V108H149ZM156 109V110H155ZM182 110H185V109H183V108H181ZM180 109V110H181ZM188 109H190V108H188ZM7 110V112H10V111H8V110H10V109H6ZM148 110V108L146 109V111ZM167 110H168V108H167ZM171 110V109H170ZM173 110V109H172ZM171 110V111H172ZM177 110V109H176ZM175 110V111H176ZM13 111H15V110H13ZM32 112H30V114L32 113V115H35L36 114V111L34 110V112H35V114H33L34 112H33V110H31ZM55 111V110H54ZM139 111V112H140ZM165 110L163 109V111L162 112H164ZM173 112V113H176V112ZM179 110H177V115L179 114V113H181V111H179ZM189 110H187L186 112H188ZM12 112V111H11ZM45 112V111H44ZM80 112H82V113H80ZM148 112H150V111H148ZM156 112V113H155ZM3 113V114H2ZM13 113V112H12ZM37 113V114H38ZM151 113H152V111H151ZM165 113H166V111H165ZM11 114V113H10ZM27 114V115H26ZM29 114V115H30ZM133 114H136L135 115V119L133 120ZM197 114V115H198ZM0 115V116H1ZM8 115H9V113H8ZM32 115H30V117L32 118ZM161 115V114H160ZM165 116H166V118H161V119H163V120H165L164 122L165 123H163V124H166V123H168L169 121L171 122L172 121V119L175 117V116H177V115H175L172 119L171 118H167V117H172V115H170L169 116V111H168V113H166V114H164ZM181 115V114H180ZM182 115H183V113H182ZM188 115H189V113H188ZM2 116L0 117V118H2ZM43 116H44V114H43ZM147 116V115H146ZM5 118H6V120L4 121L5 123H6V125L7 126H11L12 124H14L12 121L14 120V118H12V117H14L12 114L10 115V117H6V116H4ZM34 117V116H33ZM36 117V116H35ZM41 117H39V118H41ZM52 117V116H51ZM131 117H132V120H131ZM182 117V116H181ZM4 118V119H5ZM12 118V119H11ZM16 118V117H15ZM28 118H29V116H28ZM30 118V119H31ZM43 118V117H42ZM54 118H52V120L54 119ZM147 118V117H146ZM176 118V117H175ZM179 118V117H178ZM183 118V117H182ZM196 118V117H195ZM197 118H198V116H197ZM200 118V119H201ZM8 119H11L9 122H8ZM65 119V118H64ZM160 119V120H161ZM168 119H170L169 121H168ZM180 119V118H179ZM191 119V118H190ZM18 120V119H17ZM17 120H15L14 122H16ZM33 120H34V118H33ZM32 119H31V122L33 121ZM39 120V119H38ZM41 120V119H40ZM40 120H39V122H40ZM55 120V119H54ZM53 120V121H54ZM162 120V121H163ZM185 120V119H184ZM191 120H194V118H192ZM196 120V119H195ZM1 122V124H3L4 122ZM35 121V120H34ZM37 121V120H36ZM45 121V120H44ZM56 121V120H55ZM61 122H62V120H60ZM131 121H133V122H137V121H141L142 122V124H141V122H139V124H141L142 126H143V130H140L139 131V129H137V127L135 128H133V127H131L130 125H132L130 122ZM168 121V122H167ZM174 121V120H173ZM175 121H177L176 119H175ZM174 121V122H175ZM214 121V122H215ZM8 122V123H7ZM30 122V121H29ZM41 122H43V121H41ZM61 122H59L58 124H60L61 125ZM63 122H65L64 120H63ZM183 122V121H182ZM11 123V124H10ZM23 123V122H22ZM32 123H34V122H32ZM46 123V122H45ZM51 123V122H50ZM49 123V124H50ZM53 123H55V122H53ZM57 123V122H56ZM173 123V122H172ZM176 123V122H175ZM178 123V122H177ZM176 123V125H179L180 123H181V121H180V123L179 124H177ZM188 123V122H187ZM191 123V122H190ZM207 123V122H206ZM206 123H204V125H206ZM20 123L18 122V125H19ZM41 124H43V123H41ZM48 124V123H47ZM47 124H46V126H47ZM54 125L53 124V126H55V127H57V126H59L58 128H61L60 127V125ZM63 124V123H62ZM130 124V125H129ZM137 125H139L138 124V122L136 123ZM136 124H134V125H136ZM156 124V126H157V123H155ZM169 125L167 126V127H169L170 126V124L171 123H168ZM183 124V123H182ZM211 124V123H210ZM5 125V126H6ZM158 125L160 126V125H162V122L161 123H158ZM174 125V124H173ZM172 125V126H173ZM181 125V124H180ZM187 125V124H186ZM203 125V124H202ZM202 125H200L201 127L200 128H204ZM13 126V125H12ZM20 126H22V125H19V127ZM39 126V125H38ZM41 126V125H40ZM45 126V125H44ZM46 126H45V128H46ZM51 126V125H50ZM62 126V125H61ZM78 126V127H77ZM133 126V125H132ZM140 126V125H139ZM142 126H140L139 128H141ZM163 126V125H162ZM165 126V125H164ZM165 126V127H166ZM172 126H170V127H172ZM207 126H209V125H207ZM212 126V125H211ZM210 126V127H211ZM1 127V126H0ZM3 127V126H2ZM1 127V128H2ZM14 127H16V126H14ZM43 127V126H42ZM55 127H52V129L53 128H55ZM164 127V129L166 130V128ZM174 127V126H173ZM173 127H172V129H173ZM182 127V126H181ZM180 127V128H181ZM206 127V126H205ZM17 128V127H16ZM34 128H37V127H34ZM47 128H49V127H47ZM46 128V130H48ZM72 128V129H71ZM75 128V129H74ZM157 128H158V126H157ZM177 129L179 128V127H176ZM195 127H193V129H194ZM211 128H213V127H211ZM211 128H208V129H210L211 130ZM5 129H9L8 127L7 128H5ZM44 129V128H43ZM57 129V128H56ZM63 128H61L60 130H62ZM68 129H70V131H71V133H70V131H68ZM76 129H77V131H76ZM146 129V131H148L149 130V132L148 133H146V132H143L144 130ZM164 129H163V131H164ZM169 128H167V130H168ZM172 129H169V130H172ZM174 129H175V127H174ZM177 129H176V131H177ZM182 129V128H181ZM180 129V130H181ZM190 129V128H189ZM193 129H191V130H193ZM214 129V128H213ZM25 130H27V129H25ZM45 130V131H46ZM54 130V129H53ZM59 130V129H58ZM76 131V133H75V131ZM155 130H154V132H155ZM159 130V129H158ZM162 130V129H161ZM179 130V131H180ZM184 130V129H183ZM215 130V129H214ZM217 130V129H216ZM49 132H50V134H48V135H51V131L50 130H48ZM48 131H46L45 133L47 134V132ZM55 131V130H54ZM53 131V132H54ZM68 131V132H67ZM185 131V130H184ZM194 131V130H193ZM193 131H191V132H193ZM200 131V130H199ZM44 132V131H43ZM48 132V133H49ZM157 132V131H156ZM160 132V131H159ZM167 132V131H166ZM172 132L173 133H175L173 130L172 131H170V133L172 134ZM178 132V131H177ZM16 133V132H15ZM36 132H35V129H31V130H28V132H27V136H28V141L30 142V144L32 145V146H38V147H43L44 148V150L46 151V150H48V152H46V154H49V152H50V150H51V148H48V147H50L51 145H52V143L51 142H49L50 140H51V137H52V135L49 137L48 135V142H49V144H50V146L48 145V147L46 146V144H44L42 141H40L39 140V138H42V137H37V135L38 136H40L39 134H42L43 135V133L41 132V133H37V134H35ZM58 133L60 134V131L59 132H57V136H59L58 135ZM70 133V134H69ZM144 133V134H143ZM146 133V134H145ZM164 133V132H163ZM163 133H162V136H163ZM169 133V134H170ZM179 133V132H178ZM178 133H176V134H174V135H171L170 134V136L172 137V136H177V135H179ZM181 133H183V132H181ZM180 133V134H181ZM188 133L189 132H187V135H188ZM194 133V132H193ZM195 133H197L198 134V132L195 130ZM195 133L193 134L194 136H195ZM217 133V132H216ZM10 134V133H9ZM19 134V133H18ZM55 134V136H56V131H55V133H53V135ZM65 134H62V137H63V135H64V137L62 138L63 140L65 139L66 140V137H65ZM158 134H161V133H158ZM168 134V135H169ZM184 134H186L185 132H184ZM196 134V136L195 137H198V135ZM202 134V133H201ZM205 134V133H204ZM204 134H202V135H204ZM237 134V135H236ZM1 135H3V134H1ZM45 135V134H44ZM43 135V136H44ZM157 136V137H159L160 138V140H158L157 141V138H153V136ZM166 135H167V133H166ZM182 135V134H181ZM186 135V137H188ZM211 135H212V133H211ZM231 136V137H233L234 138V136ZM6 136V135H5ZM8 136V135H7ZM13 136H15V135H13ZM19 136V135H18ZM46 136V137H47ZM57 136L55 137V138H57ZM161 136V137H162ZM182 136H184V135H182ZM194 136H193V138H194ZM205 136V135H204ZM207 136H209L210 137V132L208 133L207 132V135L205 136V137H207ZM10 137V136H9ZM19 137H21V136H19ZM23 137H25V136H23ZM45 137V136H44ZM54 137V136H53ZM53 137H52V139H53ZM169 137V136H168ZM170 137V138H171ZM199 137H201V136H199ZM198 137V138H199ZM214 137V136H213ZM1 138V137H0ZM3 138H4V135H3ZM14 138V137H13ZM22 138V137H21ZM158 138V139H159ZM167 138V137H166ZM174 137H172V139H173ZM180 138V140L183 138H181V137H179ZM184 138H185V136H184ZM184 138L182 139V141L184 140ZM189 138V137H188ZM201 138H203V137H201ZM214 138H216V136L214 137ZM232 138V139H233ZM12 139V138H11ZM18 139L19 138H17L16 139V142L18 141ZM25 138H23V140H24ZM47 139L45 138V139H43V141L44 142H47ZM60 139L61 138H57V139H55L54 141H57V142H59L60 143ZM154 139H156V141L154 140ZM169 139V138H168ZM186 139V138H185ZM6 140V139H5ZM21 140V139H20ZM42 140V139H41ZM59 140V141H58ZM65 140L64 141H61V143H62V145H65ZM171 139H169V141H170ZM190 140V139H189ZM196 140V139H195ZM206 140V139H205ZM208 140V139H207ZM218 140V139H217ZM10 141V140H9ZM51 141H53V140H51ZM67 141V143L69 144L70 142H69V140H66ZM148 141V142H147ZM168 141V140H167ZM179 141V140H178ZM191 141V140H190ZM5 142H7V140L5 141ZM13 142V141H12ZM21 142V141H20ZM25 144H26V142L25 141H23ZM74 142V143H73ZM132 142H134V141H132ZM135 142V143H136ZM149 142L151 143V144H149ZM161 142H163L162 140H161ZM180 142V141H179ZM196 141H194V143H195ZM214 142H215V140H214ZM219 142V141H218ZM217 142V143H218ZM9 143V142H8ZM23 143V144H24ZM55 143V142H54ZM59 143H57V145L59 144ZM66 143V145L68 146V144ZM160 143V142H159ZM158 143V144H159ZM176 143V142H175ZM178 143V142H177ZM182 143V142H181ZM187 143V142H186ZM189 143V142H188ZM193 142H191V144H194ZM216 143V142H215ZM216 143V144H217ZM221 143V144H222ZM4 144H6V143H4ZM11 144V143H10ZM9 144V145H10ZM16 144V143H15ZM19 144H21V143H19ZM24 144V145H25ZM28 144V143H27ZM136 144V145H137ZM174 144V143H173ZM173 144H171V145H168V146H163V147H165L164 149H165V151L167 152V151H170L171 150V146L173 145ZM190 144V145H191ZM1 145H2V143H1ZM7 145V144H6ZM14 145V144H13ZM13 145H11V146H13ZM17 145H18V143H17ZM55 145V144H54ZM61 145V146H62ZM63 146V147H66L67 148V146ZM129 145H131V144H129ZM134 146H135V144H133ZM132 145V146H133ZM162 145H164V144H162ZM167 145V144H166ZM177 145H179L180 146V143H178ZM176 145V146H177ZM196 145V144H195ZM21 145H19V148L21 149V147H20ZM23 146V145H22ZM138 146V147H139ZM161 146V145H160ZM170 146V147H169ZM175 146V145H174ZM189 146V145H188ZM245 146V145H244ZM247 146V145H246ZM2 147V146H1ZM58 147V146H57ZM59 147H60V145H59ZM127 147V146H126ZM130 148H131V146H129ZM168 147H169V150H168ZM184 147V146H183ZM191 147H193V146H191ZM191 147H189L190 148V150L192 151L193 149L191 148ZM12 148V147H11ZM14 148H18V146L17 147H14ZM24 148L26 149L27 148V150H29L30 151V149L31 148H29L28 149V146L27 147H25L24 146ZM24 148H22V150L24 149ZM129 148V149H130ZM133 148H136V147H133ZM161 148V147H160ZM159 148V149H160ZM173 149H174V147H172ZM181 148V147H180ZM185 148V147H184ZM183 148V149H184ZM221 148V147H220ZM219 148V149H220ZM243 148V147H242ZM241 148V149H242ZM245 148V147H244ZM156 149V150H155ZM164 149H162V153L163 152H165V151H163ZM177 149H178V147H177ZM176 148L174 149V151L176 150L177 151V153H176V151H175V153L176 154H179L178 153V151H181L182 149H179V150H177ZM211 149V148H210ZM218 149V150H219ZM13 150V149H12ZM18 150V149H17ZM27 150H25V151H27ZM53 150V149H52ZM55 150V149H54ZM53 150V151H54ZM63 150H65V149H63ZM63 150H60V151H63ZM125 150H127V149H125ZM124 149H123V151H125ZM133 150L134 149H130L129 151H131V152H133ZM142 150V151H143ZM161 150V149H160ZM212 150H213V152L215 151V153H216V150L215 149H213L212 148ZM217 150V151H218ZM221 150V149H220ZM263 150H264V147H263ZM9 151V150H8ZM8 151H7V153H8ZM13 151H15V149L13 150ZM19 151H21V150H18L17 151V153L19 152ZM25 151H23L24 153L22 154V156L25 154ZM29 151H27V152H29ZM135 151H138V149L136 150L135 149ZM174 151H170V152H174ZM186 151V150H185ZM191 151H189L190 153H192ZM205 151V150H204ZM204 151H203V153H204ZM226 151V150H225ZM233 151V150H232ZM22 152V151H21ZM165 152V153H166ZM182 152V151H181ZM180 152V153H181ZM206 153V155H207V153H208V155L207 156H210V154H209V152L210 153H212V151H209V152H207V151H205ZM6 153V152H5ZM15 153H16V151H15ZM52 153V152H51ZM55 153V152H54ZM64 153V152H63ZM137 153H139V151L137 152ZM140 153H143V152H141L140 151ZM169 153V152H168ZM186 153H188V151L186 152ZM194 153H195V151H194ZM202 153V154H203ZM218 153V152H217ZM236 153H237V151H236ZM236 153H235V155H236ZM240 153H242V152H240ZM263 153V154H262ZM11 154V153H10ZM53 154V153H52ZM132 155V154H134V153H128V155ZM175 154V155H176ZM213 155H216V154H214V153H212ZM211 154V155H212ZM225 154V153H224ZM223 154V155H224ZM231 154V153H230ZM262 154V155H261ZM261 154L258 156H253V158L254 159H256L257 161H261V159H263L264 158V152H261ZM29 155V154H28ZM31 155V154H30ZM30 155L28 156V158L30 157ZM61 155V154H60ZM113 155V156H114ZM120 155V154H119ZM122 155V154H121ZM127 155V154H126ZM138 155V154H137ZM164 155V154H163ZM169 156H170V154H168ZM174 155V154H173ZM180 155V154H179ZM182 155V154H181ZM184 155V154H183ZM189 155V153L186 155L185 154V156L187 157ZM197 155H198V152H197ZM200 155H201V153H200ZM234 155V156H235ZM0 156H1V154H0ZM7 156V155H6ZM12 156V155H11ZM16 156H19V155H17L16 154ZM46 156H48V155H46ZM53 156V155H52ZM134 156H136V153H135V155ZM164 156H167V154L166 155H164ZM171 156H172V153H171ZM203 157H205L204 155H202ZM218 156V155H217ZM222 156V155H221ZM226 156V155H225ZM230 156V155H229ZM233 156V157H234ZM8 157H10V156H8ZM115 157V156H114ZM114 157H112V158H114ZM118 157V159H116ZM126 157V156H125ZM131 157V156H130ZM168 157V156H167ZM177 157H178V155H177ZM182 157H184V156H182ZM181 157V158H182ZM198 157V156H197ZM200 157V156H199ZM211 157V156H210ZM210 157H209V159H210ZM232 157V156H231ZM1 158H4V156L2 155V157H0V159ZM13 158H14V156H13ZM19 158H21L20 156H19ZM27 158V157H26ZM25 158V159H26ZM47 158V157H46ZM129 158V157H128ZM135 158V157H134ZM141 158L143 159V157L141 156ZM172 158V157H171ZM185 158V157H184ZM184 158H182V159H184ZM208 158V157H207ZM247 157H245V159H246ZM249 158H251V156L249 157ZM7 159H9L10 160V162H11V159L10 158H7ZM22 160H23V157L21 158ZM114 159H116L118 162H119V159H120V157L117 155ZM123 159V158H122ZM125 159V158H124ZM123 159V160H124ZM133 158H131V159H129V160H132ZM138 159H139V155H138ZM137 159V160H138ZM187 159V158H186ZM198 160H202L203 158L201 157V158H197ZM206 159V158H205ZM208 159V160H209ZM3 160V159H2ZM8 160V161H9ZM21 160V161H22ZM30 160V159H29ZM29 160H27V161H29ZM126 160V159H125ZM134 160V159H133ZM132 160V161H133ZM137 160L135 159V161L137 162ZM178 160H181L180 158L178 159ZM185 160V159H184ZM192 160H196V159H192ZM264 160V159H263ZM111 161H112V159H111ZM110 161V162H111ZM115 161V160H114ZM122 161V160H121ZM141 161V160H140ZM139 160H138V162H140ZM143 161H144V159H143ZM172 161V162H171ZM187 161V160H186ZM188 161H190L189 159H188ZM222 161H224V160H222ZM246 161V160H245ZM244 161V162H245ZM249 160H247V162H248ZM255 161V160H254ZM3 161H0V163L1 164H3L2 163ZM24 162L26 163V161L24 160ZM22 163V164H25V163ZM125 162H130V165H128V167H133V165L134 164H136V162L135 163H132L131 161H128V160H126ZM137 162V163H138ZM142 162V161H141ZM140 162V163H141ZM198 162V161H197ZM200 162V161H199ZM225 162V161H224ZM12 163V162H11ZM20 163V162H19ZM18 163V164H19ZM39 163V162H38ZM47 163V162H46ZM50 163V162H49ZM112 163H113V161H112ZM139 163V164H140ZM173 163V164H172ZM261 163H262V161H261ZM0 164V165H1ZM14 164V163H13ZM26 164H28L29 165V163H26ZM26 164H25V166H26ZM32 164V163H31ZM42 164H44V163H42ZM114 164V163H113ZM119 164H120V162H119ZM127 164H129V163H127ZM133 164V165H132ZM139 164H136L137 166L139 165ZM242 165H243V163H241ZM248 164V163H247ZM255 164H256V162H255ZM263 164V163H262ZM26 166V167H24V170L27 168V172H29L31 169H28V167L29 166H31V165H29V166ZM115 165V164H114ZM116 165H117V163H116ZM132 165V166H131ZM136 165H134L135 167H137ZM142 165V164H141ZM140 165V166H141ZM244 165H245V163H244ZM43 166V165H42ZM46 166V165H45ZM49 166V165H48ZM113 166V165H112ZM112 166H111V164H110V168H112ZM119 166V165H118ZM125 166H127L126 164H125ZM174 166V167H173ZM248 166V165H247ZM253 166V165H252ZM251 166V167H252ZM261 166H264V164L263 165H261ZM16 167V166H15ZM20 167V166H19ZM44 167V166H43ZM135 167H134V170H135ZM139 167V166H138ZM138 167H137V169H138ZM251 167H250V169H251ZM259 167H260V165H259ZM5 168V167H4ZM23 168V167H22ZM30 168V167H29ZM32 168V167H31ZM114 168V167H113ZM116 168V167H115ZM115 168H114V170H115ZM122 168V167H121ZM140 168V167H139ZM253 168V167H252ZM109 169V168H108ZM123 169V168H122ZM249 169V170H250ZM253 169H255V168H253ZM259 168H258V166L256 167V169H255V171H257ZM263 169V170H262ZM262 172L264 171V168L262 167ZM4 170V169H3ZM17 170V169H16ZM29 170V171H28ZM43 170V169H42ZM107 170V169H106ZM111 170V169H110ZM110 170H109V172H110ZM113 169H112V171L113 172H115ZM127 170H130L129 168H127ZM126 170V172L128 173V171ZM141 170V169H140ZM139 170V171H140ZM26 171V170H25ZM32 171V170H31ZM117 171H118V168H117ZM119 171H122L121 169L119 170ZM130 171H133L132 170V168H131V170ZM246 171V170H245ZM248 171V170H247ZM252 171V170H251ZM254 171V170H253ZM0 172H1V170H0ZM9 172H11V171H9ZM8 172V173H9ZM108 171H107V174L109 173ZM112 172V173H113ZM140 172H142V171H140ZM250 172V171H249ZM260 173H261V171H259ZM12 173H13V171H12ZM21 173V172H20ZM111 173V172H110ZM109 173V175H111ZM256 173V172H255ZM259 173V174H260ZM22 174V173H21ZM28 174V173H27ZM26 174V175H27ZM98 174H100L99 175V177H95V176H97ZM117 174H118V172H117ZM119 174H121V172L119 173ZM248 174V173H247ZM250 174H252V176H253V173H250ZM39 175H41V173L39 174ZM102 175H105V173L104 174H102ZM129 175V174H128ZM127 175V176H128ZM54 176V177H53ZM106 176H108V175H105V177ZM113 176V175H112ZM111 176V177H112ZM114 176H115V173H114ZM113 176V177H114ZM264 176V175H263ZM103 177V176H102ZM105 177H103L100 181L101 182H103V180H105L106 178ZM116 177V176H115ZM114 177V178H115ZM129 177V176H128ZM53 178V179H52ZM97 178H99V179H97ZM105 178V179H104ZM107 178H109L110 179V177L108 176ZM119 178V177H118ZM122 178V177H121ZM120 178V179H121ZM165 178V177H164ZM251 178V177H250ZM41 178L39 177L38 178V176L35 178V182H37L38 180H40ZM108 179V180H109ZM117 179V178H116ZM130 179V178H129ZM138 179V178H137ZM163 179V178H162ZM254 179V178H253ZM111 180V179H110ZM118 180V179H117ZM122 180V183H123V180L124 179H121ZM134 180H136V179H134ZM111 181H114V180H111ZM119 181V180H118ZM131 181V180H130ZM163 181H165V180H163ZM167 181V180H166ZM106 183H107V179H106V181H105ZM108 182H110V181H108ZM121 182V181H120ZM128 182V181H127ZM14 183H15V186L16 187H21L22 186V181L17 177V176H15L14 177ZM104 183V182H103ZM105 183V184H106ZM125 183V182H124ZM123 183V184H124ZM132 183H134V182H132ZM138 183V182H137ZM36 185L38 184V182L37 183H35ZM92 184H94V185H92ZM120 184V183H119ZM119 184H116V185H118V187L121 185H119ZM129 184H130V182H129ZM136 184V183H135ZM125 185H127V183L126 184H124V186ZM138 185H139V183H138ZM137 185V186H138ZM141 185V184H140ZM0 186H2L3 187V185H0ZM98 186V185H97ZM7 187V186H6ZM122 187V186H121ZM11 188V187H10ZM60 188V189H59ZM94 188V187H93ZM96 188V187H95ZM99 188V187H98ZM142 188V187H141ZM195 188V187H194ZM241 188V187H240ZM257 188L258 187H256V186H254V185H252L251 184V186L249 185V188H247V190L248 189H250V191L251 192H255V191H257ZM4 189H5V186H4ZM12 189V188H11ZM14 189V188H13ZM12 189V190H13ZM100 189V188H99ZM99 189H97V191L99 190ZM122 190H126V187H124V189L123 188H121ZM130 189V188H129ZM197 189H199V190H197ZM2 190V189H1ZM6 190H8V189H6ZM11 190V191H12ZM55 190H59V192H60V194H58V193H55L54 194V192H55ZM101 190V189H100ZM99 190V191H100ZM103 190V189H102ZM115 190V189H114ZM16 191V190H15ZM105 191V190H104ZM128 191V190H127ZM241 191V190H240ZM7 192V191H6ZM10 194H12L10 191H8ZM13 192V191H12ZM92 192V191H91ZM103 192V191H102ZM102 192H100V193H102ZM123 192V191H122ZM180 192V193H181ZM8 193V194H9ZM16 193V192H15ZM14 192H13V195L15 194ZM19 193V192H18ZM95 193H97V192H95ZM105 193V192H104ZM127 194H129L128 192H126ZM245 193V192H244ZM243 193V194H244ZM241 194V193H240ZM2 195V194H1ZM12 195V196H13ZM88 195H90V194H88ZM100 195V194H99ZM190 195V194H189ZM188 195V196H189ZM9 196V195H8ZM11 196V195H10ZM91 196V195H90ZM190 196H193V195H190ZM229 196V195H228ZM237 196V195H236ZM246 196H248V195H246ZM245 196V197H246ZM15 197H16V195H15ZM89 197V196H88ZM101 197H102V195H101ZM100 197V198H101ZM8 198H10V197H8ZM13 198V197H12ZM186 198H188V197H186ZM202 198V197H201ZM223 198V197H222ZM221 198V199H222ZM227 198V197H226ZM7 199V198H6ZM18 199V198H17ZM90 199V198H89ZM190 199H191V197H190ZM247 199H248V197H247ZM2 200V199H1ZM8 200V199H7ZM29 202H28V201ZM86 200H88V198L86 199ZM92 200V199H91ZM91 200H90V202H91ZM228 200H230V199H228ZM232 200V199H231ZM254 200H256V199H254ZM5 201V200H4ZM27 201V202H26ZM14 202V201H13ZM23 202H25V204H23L22 205V208L21 209H19L20 207V205L23 203ZM236 202V201H235ZM257 202V201H256ZM28 205H27V204ZM110 203V202H109ZM234 203V202H233ZM232 203V204H233ZM2 204V203H1ZM20 204V205H19ZM140 204V203H139ZM86 205V204H85ZM87 205H89L90 206V204H87ZM145 205V204H144ZM226 205V204H225ZM4 206V205H3ZM3 206H1L2 208H3ZM9 206V205H8ZM27 208H26V207ZM92 206V205H91ZM109 206V205H108ZM107 206V207H108ZM139 206V205H138ZM199 206H201V204L199 205ZM83 207H85V206H83ZM137 207V206H136ZM140 207V206H139ZM144 207V206H143ZM142 207V208H143ZM218 207V206H217ZM232 207V206H231ZM24 208H26L25 210H24ZM91 208V207H90ZM94 208V207H93ZM105 208V207H104ZM145 208V207H144ZM147 206H146V210H147ZM193 209L191 210H188L187 212H186V217H187V220L188 219H190V221L193 219V220H197V218L198 217H196V215H195V212H194V208L195 207H192ZM223 208V207H222ZM256 207H253V208H250L251 210L253 209H255ZM83 209V208H82ZM81 209V210H82ZM85 209V208H84ZM96 209V208H95ZM99 209V208H98ZM219 210L218 211H221L220 210V207L218 208ZM1 210V209H0ZM80 210V211H81ZM91 210V209H90ZM89 210V211H90ZM106 210H108L107 208H106ZM133 210V209H132ZM145 210V211H146ZM149 210H150V208H149ZM227 210V209H226ZM251 210H247V211H251ZM134 211V210H133ZM141 211V210H140ZM145 211H144V215L143 216H145V218H147L146 220L147 221H149L150 222V217L151 216H149L148 217V215L147 214H149L150 213V211L149 212H147V213H145ZM217 211V212H218ZM247 211H245V213L247 212ZM100 212H101V210H100ZM108 212V211H107ZM8 213H10V212H8ZM7 213V214H8ZM85 213V212H84ZM106 213V212H105ZM105 213H103V214H105ZM136 213V212H135ZM220 213V212H219ZM244 213V212H243ZM2 214V213H1ZM4 214V213H3ZM1 215L2 216V218H3V216L4 215ZM6 214V213H5ZM13 214H11L12 216H13ZM19 214V215H18ZM79 214V213H78ZM109 214H110V212H109ZM113 215H114V213H112ZM75 215H77V216H75ZM80 215V214H79ZM115 215H117V214H115ZM119 215V214H118ZM149 215H151V214H149ZM153 215H155V214H153ZM245 215V214H244ZM81 216H83V215H81ZM85 216V215H84ZM104 216H107V215H104ZM21 217V216H20ZM80 217V216H79ZM91 217V216H90ZM119 217V216H118ZM181 217V216H180ZM15 218H18V217H15ZM85 218V217H84ZM105 218V217H104ZM107 218V217H106ZM121 218V217H120ZM151 218H153V216L151 217ZM158 218V217H157ZM0 219H1V217H0ZM19 219V218H18ZM87 219H89V218H87ZM87 219H85V220H87ZM109 219V218H108ZM112 219V218H111ZM116 220V219H115ZM120 220V219H119ZM122 220V219H121ZM158 220V219H157ZM183 220V219H182ZM204 220V219H203ZM219 221H220V218L218 219ZM221 220H222V218H221ZM83 221V220H82ZM89 221H91V220H89ZM111 221V220H110ZM154 221V220H153ZM163 221V220H162ZM162 221H160V222H162ZM185 222H186V220H184ZM0 222H2V221H0ZM75 222H76V220L74 221V226H75ZM83 222H85V221H83ZM129 222V221H128ZM139 222V221H138ZM183 223V224H186V223ZM220 222H222V224L225 222H223V221H220ZM219 222V223H220ZM4 223V222H3ZM17 223H18V221H17ZM154 223H156V222H154ZM158 223V222H157ZM51 224H52V226H51ZM80 225H81V223H79ZM79 224H76V226L78 225V226H80ZM83 224V223H82ZM85 224V223H84ZM87 225H88V223H86ZM131 224V222L129 223V225ZM139 224V223H138ZM161 224V223H160ZM211 224V223H210ZM210 224H209V221H207V219L206 220H204L203 221V232H204V234H205V236H206V238H207V244H206V246L204 247V249H205V252H209L211 249H215V248H217V250L219 249L221 252H222V254H224V256L228 253L227 251H229L228 249H230V248H232V251L233 252H235L236 253V255H238V253H242V250H241V248L236 244V242H235V240H234V238H233V234H234V232L232 233V232H225L224 231V229L223 230H221L220 229V227H219V231L217 232L218 234L216 235V236H218V237H216V239L214 238V241H216L217 240V243L216 244H218V247H216L214 244H213V242L211 241V239H210V237H208V227H210ZM50 225V226H49ZM157 225V224H156ZM164 225H165V223H164ZM181 225H182V223H181ZM220 225V224H219ZM224 225V224H223ZM74 226L72 225L71 226V228H74ZM75 226V227H76ZM81 226H83V225H81ZM185 226V225H184ZM222 226V225H221ZM16 227V226H15ZM129 227V226H128ZM170 227V226H169ZM259 227V226H258ZM8 228V227H7ZM77 228V227H76ZM75 228V229H76ZM83 228H84V226H83ZM87 228H88V226H87ZM163 228L164 229H166L164 226H163ZM182 228V227H181ZM180 228V229H181ZM184 228V227H183ZM1 229H3V228H1ZM0 229V230H1ZM5 227H4V231H5ZM15 229V228H14ZM66 229L68 230V231H66ZM78 229H80V228H78ZM77 229V230H78ZM163 229V231H165ZM169 229V228H168ZM168 229H166V230H168ZM180 229H178L177 230V235L179 234V232H182V231H180ZM257 229H259V228H257ZM7 230V229H6ZM74 230V229H73ZM76 230V231H77ZM81 230V229H80ZM80 230H78L79 231V233H80ZM84 230V229H83ZM87 230H90V229H87ZM234 230V229H233ZM238 230V229H237ZM8 231V230H7ZM7 231H5V233H6V235L8 234L9 235V233H7ZM63 231H66L65 232V234H63L64 232ZM86 231V230H85ZM91 231V230H90ZM169 231V230H168ZM168 231H166L165 233H168ZM230 231H232V230H230ZM2 232V231H1ZM1 232H0V241H1V237L2 236H4V234L2 235L1 234ZM63 232V233H62ZM75 232V231H74ZM74 232H73V234H74ZM87 233V232H86ZM235 233H236V231H235ZM76 234V233H75ZM78 234V233H77ZM76 234V235H77ZM85 234V233H84ZM2 235V236H1ZM5 235V237H8V236H6ZM80 235V234H79ZM79 235H78V237H79ZM81 235H82V231H81ZM241 235V234H240ZM257 236V235H256ZM71 237H73V236H71ZM77 237V236H76ZM81 237V236H80ZM85 237H87V235L85 236ZM73 238H75V237H73ZM72 238V239H73ZM90 238H92L91 236H90ZM89 238V239H90ZM94 238H95V236H94ZM164 238V237H163ZM260 238V237H259ZM3 239L5 240V238L3 237ZM2 239V240H3ZM7 239V238H6ZM88 239V240H89ZM96 239V238H95ZM165 239V238H164ZM164 239L162 240V238H161V241H159L157 244V247H156V249H157V252H158V258H157V263L158 264H171V263H169L170 261H168V259L166 258V253H167V250H173V251H175V253L173 254L174 255V257H175V254L176 255H179L178 253H180L179 251L182 249V247H183V245H184V243L182 242V241H180V240H178V241H175V242H173V243H168L167 241H164ZM213 239V238H212ZM254 239V238H253ZM66 240V239H65ZM69 240H71L70 239V236H69V239H68V241ZM92 240V239H91ZM90 240V241H91ZM138 240V239H137ZM257 240V239H256ZM259 240V239H258ZM67 240L65 241V242H68ZM75 241H77L78 242V240L75 238ZM72 242H73V240H72ZM77 242H76V244H77ZM92 242V241H91ZM91 242H87L88 244H90ZM96 242V241H95ZM107 242V241H106ZM2 243H3V241H2ZM82 243V242H81ZM137 243H139V242H137ZM144 243V242H143ZM256 243L257 242H253L252 240H248L244 245H249V244H254V245H256ZM262 243V242H261ZM0 244H1V242H0ZM4 244V243H3ZM59 244V243H58ZM62 244H64V243H62ZM70 244V243H69ZM146 244V243H145ZM83 245V244H82ZM137 245V244H136ZM135 245V246H136ZM80 246V245H79ZM91 246H93V245H91ZM128 246H129V248L128 249H130V251L128 250V252H129V254H130V257H132V258H130V260H128L127 261V263L126 264H135V259H134V251H136L135 249H136V247L134 246V243H133V245H131L130 243H128ZM140 246V245H139ZM200 246V245H199ZM241 246V245H240ZM253 246V245H252ZM72 247V246H71ZM74 247L75 248H73V249H75L76 250V252H77V247L75 246V242H74ZM150 247V246H149ZM202 247V246H201ZM200 247V248H201ZM245 246H243V248H244ZM248 247V246H247ZM244 248L245 250H249L250 251V253H248V251H247V253H248V255H253V253H254V251L256 250V249H260V250H258L257 252H258V254L259 253H261L262 254V256L264 255V242L262 243V245H258L257 244V246L255 247V246H253L254 248H250L251 247V245L249 246V248ZM77 248V249H76ZM86 248H88L87 246H86ZM146 248V247H145ZM152 248V247H151ZM225 248V249H224ZM256 248V249H255ZM65 249V250H66ZM69 249H72V248H69ZM79 249H81L80 247H79ZM141 249V248H140ZM156 249H154L153 251H155ZM222 249H224V250H222ZM243 249V250H244ZM82 250V249H81ZM84 250H85V248H84ZM150 250V249H149ZM152 250V249H151ZM231 250V249H230ZM72 251V250H71ZM70 251V252H71ZM74 251V250H73ZM198 251H200V249L198 250ZM69 252V251H68ZM69 252V253H70ZM80 252V251H79ZM84 252V251H83ZM87 252H89V249H88V251ZM91 252V251H90ZM256 252V251H255ZM69 253H67V250H66V252H65V254H69ZM73 253V252H72ZM72 253H71V255H72ZM78 253V252H77ZM86 253V252H85ZM64 254V255H65ZM79 254V253H78ZM243 254V255H242ZM241 255H242V257L243 256H248V255H245L246 254V251H245V254L244 253H242ZM257 254V253H256ZM255 254V255H256ZM257 254V255H258ZM260 254V255H261ZM64 255L62 256L63 258H64ZM74 255H75V257H77V254L74 252L73 253V257H74ZM96 255V254H95ZM99 255V254H98ZM172 255V256H173ZM59 256V255H58ZM69 256V255H68ZM67 255H66V258L68 257ZM92 256H94L93 254H92ZM92 256H91V258H92ZM102 256V255H101ZM201 256V255H200ZM199 255L197 256V258L194 260V262H189L188 260L185 262V264H204V262H203V260H202V257H200ZM249 256V257H250ZM254 256V255H253ZM71 257V256H70ZM74 257V258H75ZM80 257V256H79ZM87 257V256H86ZM89 257V256H88ZM87 257V258H88ZM153 257V256H152ZM152 257L151 258H149L148 257V259H152ZM226 257H228L227 259L229 260V261H231V262H235L236 260H238V257H237V259L234 257V258H232L231 259V257L228 255V256H226ZM225 257V258H226ZM260 257V256H259ZM264 257V256H263ZM97 258V261L99 260V257H96ZM96 258H94V259H96ZM101 258V257H100ZM106 258H108L109 259V257H106ZM173 258V257H172ZM230 258V259H229ZM252 258V257H251ZM50 259V258H49ZM57 259V258H56ZM68 259H69V261L72 259V258H67V260H65V261H68ZM76 259V258H75ZM75 259H73L74 261H75ZM78 259V258H77ZM76 259V260H77ZM210 259V258H209ZM208 259V260H209ZM246 259V258H245ZM259 259V258H258ZM46 260V259H45ZM60 260V259H59ZM64 260V259H63ZM73 260H71V261H73ZM83 260V259H82ZM81 260V261H82ZM106 260V259H105ZM144 260H146L145 259V257H144ZM152 260H154V258L152 259ZM227 260V261H228ZM243 260V259H242ZM248 260V259H247ZM249 260H251L250 258H249ZM257 260V259H256ZM262 260H264V258L262 259ZM70 261V263H72ZM90 262H91V260H89ZM88 260L85 262V263H87V262H89ZM148 261V260H147ZM151 261V260H150ZM145 262V264H150L151 262ZM228 261V262H229ZM53 262V261H52ZM59 262V261H58ZM60 262H61V260H60ZM64 262V261H63ZM76 262V261H75ZM80 262V260L78 259V264H81V263H79ZM102 262V261H101ZM105 263H103V264H106V261H104ZM108 262V261H107ZM153 262V261H152ZM212 262V261H211ZM210 261H208V264H210L211 263ZM230 262V263H231ZM261 262V261H260ZM55 263V262H54ZM57 263V262H56ZM110 263H111V261H110ZM137 263V262H136ZM246 263H248V264H251V263H249V261L248 262H246V261H241L239 264H246ZM39 264V263H38ZM61 264V263H60ZM65 264V263H64ZM75 264V263H74ZM88 264H90V263H88ZM97 264V263H96ZM102 264V263H101ZM152 264V263H151ZM212 264V263H211Z\"/></svg>",
  "mask_w": 264,
  "mask_h": 264
},
{
  "label": "crops",
  "instance_id": "3",
  "mask_svg": "<svg viewBox=\"0 0 264 264\" xmlns=\"http://www.w3.org/2000/svg\"><path fill=\"white\" fill-rule=\"evenodd\" d=\"M76 2H77V5H78V8H76V9H74V10H72V12H71V16H73V25L71 26V27H69V26H67V27H65L64 29H63V31H65L66 32V34H68V35H66V34H64V37H63V41H64V43H68V41L69 40H76V41H78V43H79V45H77V47H76V49H75V51L73 52V53H69V54H64V56H60V95H58L59 97H60V99H62L63 98V96H65V95H67V97H69V99H67V97H66V99L72 104H70L68 101L67 102H65V104H64V106L66 107V106H72V108L73 109H75V110H82V108H84V107H89V97L87 96V95H85V94H87L84 90H86L85 88L88 86H90L89 84L90 83H88V81H86V79L84 78L86 75L85 74H87L86 73V68H88V66H90L91 65V67H92V65H93V67L92 68H94V70H95V67H96V69H98V72H100V73H98L97 72V70H95L96 72H94V74H96V73H98V74H96V75H94L95 77V80L97 81V83H99L100 82V80H102V79H100L99 77H101L102 76V74H103V76L102 77H104V74H105V71L103 72V70H105L99 63H100V61H99V63H98V58L100 57L99 56V53H97V52H101V49H102V46H106L107 47V45H106V39L104 38V36L103 37H101L103 34L98 30V29H93L92 27V24H91V16L89 17L88 15H89V13H87L88 11H86L84 8H86L87 6H89L90 4H89V2H88V0H75ZM130 1H132L134 4H135V6L136 7H138V6H140L141 4L143 5V6H149L150 4H149V0H130ZM154 1H156V2H160V0H154ZM84 8H83V7ZM81 7V8H80ZM78 9V10H77ZM81 9V10H80ZM153 19H154V21H153ZM83 20V21H82ZM125 21H127L126 20V18L124 19ZM150 21H151V23L153 24L154 22V24L155 25H157V27H155L154 26V24H153V26L155 27H153L154 28V31L155 32H157L158 30V27H159V22H158V20H157V18L154 16V17H151L150 18ZM158 23V24H157ZM134 24V25H133ZM80 26V27H79ZM133 26H134V28H133ZM78 27V28H77ZM92 28V29H91ZM132 28L136 31V34L137 33H139V24L137 23V22H133L132 23ZM69 29V30H68ZM77 29H80V30H84V31H88L89 32V30L91 29V32L92 33H94L95 35H96V37H95V35L93 36L92 35V37H95V38H97V36H98V39H100L98 42V44H97V46H99V47H101V49H99V51H98V49L96 48L97 46L95 45L94 46V41L92 40V38L91 39H89V38H87V37H85L84 35H81V34H79V33H77V32H75L74 33V30H76L77 31ZM73 30V31H72ZM79 30V31H80ZM84 31H81V32H84ZM91 32H90V34H91ZM157 33H159V32H157ZM70 35V36H69ZM91 36V35H90ZM102 38V40H101V38ZM88 39V40H87ZM104 40H106L105 42H102V41H104ZM85 41V42H84ZM83 42V43H82ZM100 42H102V43H100ZM89 43H91V44H89ZM68 44H71V43H68ZM87 45V46H86ZM84 47H85V49L86 48H90V47H92V48H94V49H91L92 51H94V53L96 54L97 53V55H95L94 53H92L91 55L93 56V60H92V56L91 55H88L87 56V54H89L90 53V49H89V53L88 52H86L88 49H86V51H84L85 49H84ZM98 47V48H99ZM104 47H103V49H104ZM83 49V50H82ZM83 52H86V56L87 57H89V58H87L86 56H85V53H82V51ZM96 50V51H95ZM82 54H81V53ZM79 53V54H78ZM101 54V53H100ZM79 55V56H78ZM81 55V56H80ZM82 55H84V56H82ZM97 56V57H96ZM84 57H86L87 59H89V60H87L86 58H84ZM82 58H83V60H82ZM64 59H66L65 61H63ZM81 59V60H80ZM92 61H91V60ZM95 60V61H94ZM100 60V59H99ZM82 63H81V62ZM87 61H88V63H91L90 65H87L88 63H87ZM93 62V63H92ZM87 63V64H86ZM86 65H87V67H86ZM86 67V68H85ZM98 67V68H97ZM82 68V69H81ZM101 68H103V69H101ZM80 70V71H79ZM82 71V72H81ZM78 72V73H77ZM74 73V74H73ZM76 73V74H75ZM70 75H72V76H70ZM96 76H97V78H96ZM62 77V78H61ZM71 77V78H70ZM75 77H77V78H75ZM101 77V78H102ZM65 78V79H64ZM100 79V80H99ZM86 84V83H88V84H84V83ZM46 84H48L47 86H45V88L44 89H41L40 91H38L37 92V94L38 95H36V96H34V98H33V95L32 96H27L26 98H27V101L29 100V104L31 105V106H33V108L30 106V105H26V108L28 107V106H30L32 109H30V107H28L29 108V111L26 109H24L23 108V104L20 102L21 100H22V97H20L19 99H18V103L17 104H15V107H17L16 108V110H19L20 108H19V105L20 104H22V112L25 110V111H28V112H26V113H29L30 114V112H32L31 110H33V112H34V110L36 111V114H35V112L33 113V114H35V115H32V113L30 114V115H32V118L30 117V115L28 114H26L27 115V117L24 115V118L26 117V119H27V122L28 123H30V124H32L34 127H37V128H35V134H39V133H43V135L45 136H43L42 134H39L40 136H38L37 135V137L39 138V137H42V138H39V140L40 141H42L44 144H48L49 146H50V144L52 143V145L50 146V147H48V145L46 144V146L48 147V148H51V150L50 151H52L53 153L54 152H56L57 151V149H58V147L57 146H59V144L61 143V141H63V137H64V135H63V137H62V134H65V128H68V127H66V126H68V124L66 125V126H63V125H65V123L67 122V119H71L72 118V116L68 113H60V115L58 116V117H60V118H58V120L60 119V120H62V122L59 120V122H61V125L60 124H58L59 122L57 121V118H54L53 116H52V113H53V109H54V107H55V105H56V101L54 100L55 98L53 97V95H52V90H51V88H50V84L49 83H46ZM86 86L85 88H84V85ZM65 85V87H63ZM81 85V86H80ZM70 88H69V87ZM82 86H83V88H84V90H83V88H82ZM63 87V88H62ZM66 87H68L67 89H66ZM79 87V88H78ZM91 87V86H90ZM87 88L88 90L89 89H91V88ZM138 87L140 88L139 90H141L143 87L141 86V84H140V86L138 85ZM64 88H65V91H64ZM72 88V89H71ZM80 89V88H82L81 90L82 91H78V89ZM69 89V90H68ZM63 92H62V91ZM76 92H75V91ZM143 90V89H142ZM27 91H29V90H26V93H28ZM84 91V92H83ZM87 91V90H86ZM91 92H92V90H90ZM90 91H87V92H90ZM30 92V91H29ZM66 92V93H65ZM75 92V93H74ZM81 92H83V94L87 97H84V95H82V93ZM65 93V94H64ZM54 94V93H53ZM55 95V94H54ZM82 95V96H81ZM39 96H40V98H39ZM47 96H48V98H49V100H48V98H47ZM52 98H51V97ZM44 97V98H43ZM39 98V99H38ZM71 98V99H70ZM21 99V100H20ZM31 99V100H30ZM74 99V100H73ZM76 99V100H75ZM88 99V100H87ZM33 100V101H32ZM38 100V102H36ZM40 100V101H39ZM43 100V101H42ZM46 100V101H45ZM26 101V103H28ZM54 101V102H53ZM79 101V102H78ZM83 101H85V102H83ZM20 102V103H19ZM42 104H41V103ZM74 102V103H73ZM33 103V104H32ZM40 103V104H39ZM69 103V104H68ZM151 103V104H150ZM149 103V106H151L152 104V106L151 107H147V108H154L155 106H154V102L152 103V102H150ZM38 104H39V106H38ZM74 104V105H73ZM78 104H79V106H78ZM80 104H82L81 106H80ZM76 105V106H75ZM84 105V106H83ZM42 106H44L42 109H41V107ZM78 106V107H77ZM9 107H11V108H9ZM9 107H7L8 109H10V110H8V111H10V112H7V110H6V114L7 115H4V116H8V117H10V115L12 114L14 117H12V118H14V120L12 121L11 119H8V122L11 120L14 124H12L10 127L9 126H7L6 125V123L4 122L5 120H6V118L4 117V116H2L1 115V113H0V115L2 116V118H0V126L2 127H0V133H2V134H7L8 135V138H9V143L7 142L6 144H4L5 142H3L2 143V145H1V142H0V154H1V156L0 157H2V155L4 156V158H1L0 159V161H3L2 163L3 164H1L0 165V170H1V172H0V185H3V187L2 188H0V216L3 214V215H5V213L7 214L9 211H10V205H11V203L10 202H12V204L13 203H16V202H18L19 201V198H21V196H22V193L24 192V191H26L28 188H30V186L34 183V180H35V178L41 173V171H42V168H43V164L42 163H45V160H46V152H48V150H44V148L42 147H38V146H32L30 143H28V137H27V133H26V131H24V130H20V127H19V125H18V122H19V118H18V116L20 115L19 114V112L21 113V111L19 110V112H17L16 110H15V108H14V105H10ZM39 107V108H38ZM6 108V109H7ZM12 108H14L13 110H15V111H13L12 110ZM19 108V109H18ZM37 108V109H36ZM45 108V109H44ZM147 108H139V111H140V109L141 110H145V109H147ZM41 109L42 111H41V113H42V117H41V114H40V116L39 117H41V118H39V117H37L38 115H39V113L37 112V111H39V110ZM149 110H151V109H149ZM13 113H12V112ZM25 111H24V114H25ZM45 111V112H44ZM138 111V113H136L137 115L140 113V114H142V112L140 111L139 112ZM8 113H9V115H8ZM11 113V114H10ZM15 113H17L18 114V116H17V114H16V116H15ZM38 113V114H37ZM3 114V113H2ZM43 114H44V116H43ZM136 114H133V120L135 119L134 117H135V115ZM0 116V117H1ZM28 116H29V118H28ZM34 116V117H33ZM36 116V117H35ZM52 116V117H51ZM16 117V118H15ZM5 118V119H4ZM33 120V118H34V120L32 121V122H34V123H32L31 122V119ZM52 118H54L53 120H52ZM65 118V119H64ZM18 119V120H17ZM40 120V122H39V120ZM4 120V121H3ZM15 120H17L16 122H14ZM37 120V121H36ZM45 120V121H44ZM63 120L65 121V122H63ZM131 120H132V117H131ZM4 122L3 124H1V122ZM7 121V120H6ZM30 121V122H29ZM41 121H43V122H41ZM7 122V123H8ZM46 122V123H45ZM51 122V123H50ZM53 122H55V123H53ZM57 122V123H56ZM133 122V121H132ZM138 122V124H139V122H141V121H137ZM136 122V123H137ZM20 123V122H19ZM41 123H43V124H41ZM48 123V124H47ZM50 123V124H49ZM63 123V124H62ZM68 123V122H67ZM135 122H133V126L135 127H137V129H139V131L140 130H143V124H142V122H141V124H139L140 126H142L141 128H139L140 126L139 125H137ZM11 124V123H10ZM46 124H47V126H46ZM53 124L54 125H60V127L61 128H63L62 130H60L61 128H58L59 126H57V127H55V126H53ZM134 124H136V125H134ZM6 125V126H5ZM39 125V126H38ZM41 125V126H40ZM46 126V128L47 127H49V128H47L48 130H52L51 131V135H52V137H53V139H52V137H51V140H53V141H51L50 139V141L47 139L48 138V136L50 137L51 135H48V134H50V132L48 131V130H46V128H45V126ZM51 125V126H50ZM14 126H16V127H14ZM43 126V127H42ZM9 128V129H5V128ZM52 127H55V128H53L55 131H56V136H57V132H59L60 131V134L58 133V135L59 136H57V138L59 137V138H61L60 139V143L59 142H57V141H54L55 139H57V138H55L56 136H55V134L53 135V133H55V131L52 129ZM135 127V128H136ZM44 128V129H43ZM57 128V129H56ZM59 129V130H58ZM48 131L47 132V134L45 133L46 131ZM44 131V132H43ZM54 131V132H53ZM16 132V133H15ZM68 132V131H67ZM10 133V134H9ZM19 133V134H18ZM13 135H15V136H13ZM21 136V137H19V136ZM48 135V136H47ZM10 136V137H9ZM23 136H25V137H23ZM47 136V137H46ZM14 137V138H13ZM65 137H66V134H65ZM12 138V139H11ZM17 138H19L18 139V141L16 142V139ZM23 138H25L24 140H23ZM47 139V142H44L43 141V139ZM21 139V140H20ZM42 139V140H41ZM11 140H14L13 142L11 141ZM21 141V142H20ZM23 141H25L26 142V144L23 142ZM51 142L50 144H49V142ZM59 141V140H58ZM55 142V143H54ZM11 143V144H10ZM16 143V144H15ZM17 143H18V145H17ZM19 143H21V144H19ZM25 145H24V144ZM28 143V144H27ZM57 143H59L58 145H57ZM10 144V145H9ZM14 144V145H13ZM55 144V145H54ZM11 145H13V146H11ZM19 145H21L20 147H21V149L19 148ZM23 145V146H22ZM2 146V147H1ZM18 146V148H14V147H17ZM24 146L25 147H27L28 146V149L29 148H31L30 149V151L29 150H27V148L25 149L24 148ZM12 147V148H11ZM22 148H24L23 150H22ZM15 149V151H16V153H15V151H13V150ZM21 150V151H19L18 153H17V151L18 150ZM54 151H53V150ZM9 150V151H8ZM25 150H27V151H29V152H27V151H25ZM7 151H8V153H7ZM23 151H25V154L22 156V154L24 153ZM6 152V153H5ZM11 153V154H10ZM16 154L17 155H19L21 158L23 157V160L21 159V158H19V156H16ZM30 155V157L28 158V156ZM7 155V156H6ZM12 155V156H11ZM8 156H10V157H8ZM13 156H14V158H13ZM27 157V158H26ZM7 158H10L11 159V162H10V160L9 159H7ZM26 158V159H25ZM3 159V160H2ZM30 159V160H29ZM9 160V161H8ZM22 160V161H21ZM24 160L26 161V163H29V165H31V166H29L28 164H26L25 162H24ZM27 160H29V161H27ZM20 162V163H19ZM25 163L26 164V166L28 165L29 167H28V169H31L29 172H27V168L24 170V167H26L25 166V164H22V163ZM39 162V163H38ZM14 163V164H13ZM19 163V164H18ZM32 163V164H31ZM49 165V164H48ZM47 165V166H48ZM16 166V167H15ZM20 166V167H19ZM5 167V168H4ZM23 167V168H22ZM32 167V168H31ZM4 169V170H3ZM17 169V170H16ZM9 171H11V172H9ZM12 171H13V173H12ZM9 172V173H8ZM22 174H21V173ZM28 173V174H27ZM27 174V175H26ZM102 174H104V173H102ZM100 175V174H98L97 176H103V177H105V175ZM15 176H17L21 181H22V186L21 187H16L15 186V183H14V177ZM105 179V178H104ZM106 180V179H105ZM4 186H5V189H4ZM7 186V187H6ZM13 189H11V188ZM2 189V190H1ZM6 189H8V190H6ZM15 193L14 195H13V192ZM16 190V191H15ZM24 190V191H23ZM7 191V192H6ZM8 191H10L12 194H10ZM23 191V192H22ZM19 192V193H18ZM22 192V193H21ZM9 193V194H8ZM2 194V195H1ZM9 195V196H8ZM11 195V196H10ZM13 195V196H12ZM15 195H16V197H15ZM8 197H10V198H8ZM13 197V198H12ZM8 200H7V199ZM18 198V199H17ZM2 199V200H1ZM18 200V201H16V200ZM5 200V201H4ZM14 201V202H13ZM2 203V204H1ZM4 205V206H3ZM9 205V206H8ZM1 206H3V208L1 207ZM2 213V214H1Z\"/></svg>",
  "mask_w": 264,
  "mask_h": 264
},
{
  "label": "flooded vegetation",
  "instance_id": "4",
  "mask_svg": "<svg viewBox=\"0 0 264 264\" xmlns=\"http://www.w3.org/2000/svg\"><path fill=\"white\" fill-rule=\"evenodd\" d=\"M25 20H29V18L25 19ZM73 25V16H69V15H65V13L61 10L60 8V35H57V37L60 38V56H64V54H69V53H73L77 47V45H79L78 41L76 40H69L68 43H64V41L62 40L64 37V34H66L65 31H63V29L67 26L71 27ZM51 55L55 54V51L53 50L51 53ZM66 59H64L63 61H65ZM61 65V64H60Z\"/></svg>",
  "mask_w": 264,
  "mask_h": 264
}]
</instances>
